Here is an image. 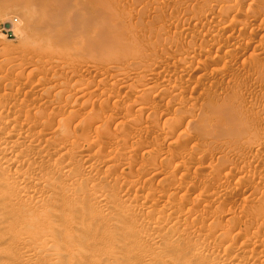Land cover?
<instances>
[{"label": "bare ground", "instance_id": "1", "mask_svg": "<svg viewBox=\"0 0 264 264\" xmlns=\"http://www.w3.org/2000/svg\"><path fill=\"white\" fill-rule=\"evenodd\" d=\"M16 1V0H15ZM18 1V0H17ZM28 1V0H27ZM104 1V0H103ZM103 1H101L102 2V4H103ZM134 1H136V0H134ZM133 0H131V4H135L136 5V3H137V1H136V3L134 2ZM140 1V0H139ZM142 1L143 0H141L140 2L142 3ZM146 1V0H145ZM152 1V0H151ZM154 1H156V0H153V2ZM164 1V0H163ZM166 1H168V0H166ZM180 1V0H179ZM178 1V2H179ZM190 2H191V0H189ZM189 1H183V2H186V3H189ZM196 3L198 2V7H199V1H204V0H199V1H196V0H194ZM208 1L209 0H206L205 2L206 3H204V4H208ZM211 1V0H210ZM215 1H217V2H220V0H215ZM214 1V2H215ZM222 1V0H221ZM228 0H226V2H227ZM233 1V0H232ZM235 1V0H234ZM241 1H243V0H241ZM244 1H246V0H244ZM247 1H254V0H247ZM256 1V0H255ZM31 2V4L29 5V7L30 6H33V12H31V16L32 17H28V19L30 20V23L32 22V23H36V25H37V27L35 28L37 31H35L36 33H34V38L32 39L31 38V40H33L31 43H29V44H33V46L34 47H28L27 49H26V52H25V55H22V57L21 58H19L18 56L17 57H15L14 55V58H13V62H11L10 60H5L4 59V61L3 60H0V62H2V63H7V64H9L10 63V65H11V68L13 69V72L15 71V72H17V74H0V264H264V247H262V245L261 244H263L264 245V243H259L258 242V240H257V238L256 237H254L255 235L253 234V236L252 237H247L248 235L247 234H250L249 232L251 231V229L249 228V227H251V228H253V226H248V229H250V230H248L249 232L246 234V233H244V235L246 236V238H245V236H240V234H242L243 233V231L239 234L238 232L236 233V230H237V227L236 228H234L235 227V225L236 226H238V225H241V223L240 224H238V221H239V219H237V217H236V220H237V223H236V221H235V219L234 220H232L231 221V219H230V221L231 222H233V221H235V223H232V225H234L233 227H226V225H231V223H225L226 225H224L226 228H223L221 225H223V224H219L218 225V228L216 227V228H214V226L212 225V226H209V225H207V226H205L206 224H205V220L203 221V216H202V214H204L205 213V211H208V210H206L207 208L209 209V205L211 204H218L219 205V202L221 201V199L223 200V198H225L226 196H228L229 194H231L232 192H230V191H228L226 188L229 186H227L226 188L224 187V185L226 184H223V182H222V184H223V187L220 185V186H218L216 189H214V190H212L211 188H210V190H209V187L211 186V182L209 181V180H211V179H208V178H210L211 176H213V174H215L216 173V171H218L217 169H219L220 170V168H222L223 166L224 167H226L225 165H222L223 163L222 162H226L225 160H224V158H222L223 160H222V162H220V163H222L220 166L219 165H217L216 166V163H218V162H216V160H214V162H216L215 163V166H216V171L215 170H213L214 169V167H212V168H207V169H204L205 171L207 170V175L205 176V179L202 181V183H201V189L199 190L198 188V190L199 191H197V189H195L194 187H193V184H195V183H192V182H190V183H188L186 186H184V184H183V180H179L178 179V177H176L178 174V172H183V171H186L188 168H189V161L187 162V161H184V160H187V159H185V156H187L188 157V155H184L185 153V150L183 149V151H182V153H184L183 155H184V157L181 155V154H179V155H181L183 158H182V160H183V162H182V160H181V164H179L178 165V167H176V169L173 171V172H170V173H167V172H165L167 175H165V176H161V178L159 179V181H158V184L160 185V190H158V189H155L154 187H151L150 186V189H144V188H146V187H142L141 185L139 186V184L141 183H137V182H131V180H130V183H128L127 181L126 182H124L123 181V179L117 174V171H118V169H119V162L120 161H118V158H119V160L121 159V160H125V161H127V160H130L131 158H132V154H133V152L130 154L129 152H130V150H128V152H125V151H127L126 149L128 148L129 149V146L127 147L126 146V148H125V146H123L125 143H128V142H125V139L123 140V142H125V143H123V145H120L119 144V148H116L117 146H115V148H114V150L113 149H111L110 147L107 149V150H109V149H111V150H113L112 152H105V153H103V154H101L100 153V151H103L104 150V148L103 149H101V147H103V144H101L102 146H100L98 143H101V142H98L96 139H98L99 140V137L101 136V137H103L104 135V137H106L107 138V136H109V135H111V133L109 132V131H111V129L110 128H107L108 127V125H110L111 123L113 124V122H115V121H117L118 119H119V117L117 118V120L116 119H109L108 118V120H109V122H107L108 120L106 119V123H108L107 125L105 124V122L103 123L102 121L100 122V120H99V117L101 116V114H100V112L103 110H101L100 109V107H99V109H100V111L98 112L97 111V113H99L98 115H96V116H94L95 114H91L90 112H87L88 114L90 113L91 115H88L87 113V115L85 116V115H82V116H85L86 118H87V120L88 121H86V122H83L84 124L86 123L87 124V126H89L88 127V129L87 130H85L84 129V131H82V132H84L83 133V135H82V137L81 138H77V126H79V125H77V119H78V117H77V110L76 109H74L73 108V106L74 105H72V103H71V105L69 104V100L70 99H74L77 95H81V96H79V97H82L83 95H85V92L88 90V89H83L82 88V83L79 85V87L81 86V88H75V89H73V86L71 87V86H67L68 85V83H67V85L65 84L66 82H65V80H64V78H62L64 81H63V83L60 81V80H62L61 78H59V76L60 75H57L58 73H57V71L56 70H65L66 69V66H67V63H65V62H62V61H60L59 59H52V60H44V59H42V56L44 55V54H48V53H50L52 50H53V48H52V46L51 45H43V43H44V40H45V38L48 36V33L49 32H52V31H54L55 33H57V34H59V36H61V37H68V38H70V39H72V40H77V32H76V29H77V16H79V15H77V7H79V5L77 6V0H33V3H32V0L30 1ZM29 2V3H30ZM107 2V1H106ZM105 2V3H106ZM133 2V3H132ZM140 2H139V4H140ZM144 2V1H143ZM149 2V1H148ZM152 2V3H153ZM169 2V1H168ZM181 2V1H180ZM180 2L178 3V4H180ZM212 2V4H213V1H211ZM211 2H209V3H211ZM231 3V0H229L228 1V3ZM236 2V1H235ZM258 2H260V4L261 3H264V0H262V1H260V0H258ZM16 3V2H15ZM151 3V2H150ZM151 3V4H152ZM157 3V2H156ZM160 3V2H159ZM158 3V7H159V5H161V3L159 4ZM163 3V2H162ZM177 3V2H176ZM182 3V2H181ZM192 3H193V0H192ZM238 2H236L235 3V6H233V8L231 9V8H229L230 6H231V4H230V6H227L228 8H226L225 6H223V7H225V8H223V9H225L224 11H223V9H222V12H223V16H229V15H232V14H234V13H236L235 11H237L238 12V10H234V7L237 9V7H236V4H237ZM255 3V2H254ZM253 2L251 3V4H249V6L251 7V9H248V8H250V7H248L247 9L248 10H250V11H248V14L247 15H249V16H247V17H245V19H244V23H242V24H239L240 22H236V24L234 23L235 22V20L232 18V20H234V21H232L233 23H234V25H226L225 23V25L223 24V21H221L220 22V19H218L219 20V22H220V25L222 26L220 29H219V31H221V32H228L229 31V29H231L232 27L233 28H240L241 30L242 29H244V27L247 25V24H249V22L250 23H252L253 21H255V20H258L257 19V17L258 16H256V12L255 11H257V10H259V5H257V4H254ZM23 4V3H22ZM79 4V3H78ZM97 4H98V2H97ZM144 4V3H143ZM145 4H146V2H145ZM201 4V6H203L204 4H202V3H200ZM215 4V3H214ZM217 4V3H216ZM219 4V3H218ZM218 4L216 5V7L218 6ZM224 4H225V0H224ZM234 4V3H233ZM239 4V3H238ZM3 5V4H2ZM21 5V4H20ZM99 5V4H98ZM100 5H101V3H100ZM104 5V4H103ZM102 5V6H103ZM105 5H107V3L105 4ZM134 5V6H135ZM141 5V4H140ZM148 5H150V4H148ZM154 5H156V4H154L153 3V6ZM183 5V4H182ZM188 5V4H187ZM189 5H190V3H189ZM188 5V6H189ZM222 5V4H221ZM220 5V6H221ZM244 6V4L242 3L241 5L239 4V6ZM262 5V4H261ZM260 5V6H261ZM26 6V5H25ZM97 6V5H96ZM177 6V5H176ZM196 6V7H197ZM205 7L207 6V5H204ZM209 6H210V4H209ZM242 6V7H243ZM248 6V5H247ZM263 6V5H262ZM27 7V6H26ZM86 7V6H85ZM104 7V6H103ZM108 7V6H107ZM129 7H131L130 5H129ZM139 7V6H138ZM142 7V6H141ZM147 7H149V6H147L146 5V8ZM150 7H152L151 5H150ZM149 7V8H150ZM180 7V6H179ZM184 7H185V4H184ZM204 7V8H205ZM211 7V6H210ZM212 7H215V6H213L212 5ZM211 7V8H212ZM22 8V7H21ZM31 8V7H30ZM100 8V7H99ZM135 8H136V6H135ZM144 8V7H143ZM146 8H144V9H146ZM154 8H155V6H154ZM177 8V7H176ZM185 8H187V7H185ZM193 8H194V6H193ZM204 8H200V9H204ZM207 8V10H208V6L206 7ZM222 7H220V9H221ZM245 8V7H244ZM243 8V10H242V12L244 13V14H246L247 13V11H246V13H245V9ZM258 8V9H257ZM24 9V8H23ZM27 10H28V8H26ZM82 9V8H81ZM105 9V8H104ZM108 9V11L110 12L111 10H109V8H107ZM107 9H106V11H107ZM111 9V8H110ZM138 9V8H137ZM142 9V8H141ZM144 9L141 11L142 13L144 12H146V10L148 9H146L145 11H144ZM153 9V8H152ZM156 9V11H154L155 12V14L157 13V16H160L161 14H160V11H159V13H158V10L157 9H159V8H155ZM175 9V8H174ZM192 9V8H191ZM199 9V8H198ZM198 9H196L197 11H198ZM213 9V8H212ZM212 9H211V11H212ZM216 9V8H215ZM214 9V10H215ZM239 9V8H238ZM83 10V9H82ZM84 10H85V8H84ZM122 10V9H121ZM126 10V12H124ZM123 12L127 15L128 13H127V10L128 9H125ZM129 10H131V9H129ZM129 10H128V12H129ZM149 10V9H148ZM175 10H177V9H175ZM186 10V9H185ZM184 10V11H185ZM196 10H194L195 12H193V13H196ZM204 10H206V9H204ZM206 10V11H207ZM262 10V9H261ZM24 11H26V10H24ZM30 10H28V11H26V12H29ZM98 11H102V10H98ZM105 11V12H106ZM113 11V10H112ZM111 11V12H112ZM117 11L119 12V10L117 9V10H115L114 12L115 13H117ZM151 11V10H150ZM150 11H148V13L150 12ZM187 11V10H186ZM188 11H190V7H189V10ZM191 11H193V10H191ZM203 11V10H202ZM205 11V12H206ZM208 11H210V8H209V10ZM217 11V10H216ZM215 11V12H216ZM240 11V10H239ZM263 11V10H262ZM261 11V13H263ZM25 12V13H26ZM105 12H103L102 11V13H105ZM108 12V13H109ZM110 12V13H111ZM114 12H112V13H114ZM120 12H122V11H120ZM131 12V11H130ZM152 12V11H151ZM154 12H152V13H154ZM172 12V11H171ZM198 12H200L201 14H202V12H201V10L200 11H198ZM197 12V13H198ZM215 12H212V15H213V13H215ZM241 11H240V13H242ZM258 12V11H257ZM17 13H19V12H17ZM111 13V14H112ZM132 13H133V11H132ZM143 13V14H144ZM187 13V12H186ZM196 13V14H197ZM199 13V15H201ZM204 13V12H203ZM218 13H219V11H218ZM218 13H215L214 15L215 16H217V14ZM260 13V12H259ZM258 13V14H259ZM260 13V14H261ZM28 14V13H27ZM33 14V15H32ZM123 14V13H122ZM131 13H129V15H127L128 17H131V19L133 20V18H132V15H130ZM134 14H136V13H134ZM139 15H142V14H140V13H138ZM158 14H160V15H158ZM164 14V13H163ZM162 14V15H163ZM170 14H172V13H170ZM176 14V13H175ZM189 14V13H188ZM220 13H219V15H221ZM244 14H239V16H241V15H243V16H246V15H244ZM115 16L114 17H116L117 16V14H114ZM119 15H120V13H119ZM138 15V16H139ZM150 15H153V14H150ZM177 15H178V13H177ZM176 15V16H177ZM180 15V14H179ZM178 15V16H179ZM187 15V14H186ZM190 16H192V13L191 14H189ZM195 15V14H194ZM203 16H204V14H202ZM201 15V16H202ZM209 16H211V13H209L208 14ZM207 15V16H208ZM213 15V16H214ZM218 15V16H219ZM221 15V16H222ZM264 15V14H263ZM262 15V16H263ZM15 16V15H14ZM22 16V15H21ZM104 16H106V15H104ZM111 16V15H110ZM112 16H113V14H112ZM111 16V17H112ZM143 16V15H142ZM144 16H146V14L144 15ZM173 16V15H172ZM183 16V15H182ZM185 16V15H184ZM188 16V15H187ZM189 16V17H190ZM197 16H198V14H197ZM208 16V17H209ZM214 16V17H215ZM234 16H236V15H234ZM261 16V17H262ZM81 17H82V15H81ZM83 17H85V16H83ZM106 17H108V16H106ZM118 17V16H117ZM120 17V16H119ZM123 17H124V14H123ZM126 17V16H125ZM125 17L122 19L121 17V19L124 21L125 20ZM151 17V16H150ZM149 17V18H150ZM154 17V16H153ZM162 17V16H161ZM163 17H165V16H163ZM162 17V18H163ZM170 17V16H169ZM168 17V18H169ZM175 17V16H174ZM186 17V16H185ZM196 17V16H195ZM110 18V17H109ZM148 18V19H149ZM152 18V17H151ZM172 18V17H171ZM170 18V19H171ZM188 18V17H187ZM194 18V17H193ZM193 18H191L190 17V19H192V22L193 23H195L194 22V19ZM197 18V17H196ZM198 18H199V16H198ZM200 18H202V19H206L207 17H205V18H203V17H200ZM220 18V17H219ZM223 18V17H222ZM229 18V17H228ZM244 18V17H243ZM25 19V18H24ZM108 19V18H107ZM112 19H113V17H112ZM118 20H119V18H117ZM152 19H154L155 20V18H152ZM158 19H159V17L158 18H156V21H158ZM176 19V21H177V18H175ZM217 19V18H216ZM230 19V18H229ZM242 19V18H241ZM264 19V18H263ZM86 20H88V21H86ZM85 20V23L87 22L89 25H90V21H89V19H86ZM113 20H116L115 18L113 19ZM113 20H111V21H113ZM118 20H116L115 21V23H113V25L115 24H117V23H119L118 22ZM126 20H127V17H126ZM129 20V19H128ZM131 20V21H132ZM136 20V19H135ZM161 20V19H160ZM159 20V21H160ZM164 20V19H163ZM207 20V19H206ZM205 20V21H206ZM214 20V19H213ZM223 20V19H222ZM238 20V19H237ZM260 20V19H259ZM94 21V20H93ZM119 21H121V20H119ZM134 21V20H133ZM140 21V19L138 18V22ZM146 21H148V20H146ZM167 21V20H166ZM174 21V20H173ZM175 21V22H176ZM189 21V20H188ZM187 21V22H188ZM196 21V20H195ZM198 21H199V19H198ZM202 21H204V20H202ZM224 21H228V20H224ZM241 21V20H240ZM262 21V20H261ZM90 22V23H89ZM114 22V21H113ZM117 22V23H116ZM122 22V21H121ZM121 22H120V24H121ZM125 22V21H124ZM136 22H137V20H136ZM153 23V27H154V25L157 23L158 24V22H156L155 23V21H152ZM164 22V21H163ZM168 22V21H167ZM190 22V21H189ZM201 22V21H200ZM218 22V23H219ZM255 22H258V21H255ZM254 22V23H255ZM86 23V24H87ZM109 23H111V22H109ZM126 23H128V24H130V23H132V22H126ZM125 23V24H126ZM135 23V22H134ZM142 22L140 21V23L138 24L139 26L138 27H140V24H141ZM145 23V22H144ZM155 23V24H154ZM172 23V22H171ZM177 23V22H176ZM178 23H180V22H178ZM192 23V24H193ZM198 24H199V22H197ZM209 23V22H208ZM227 23V22H226ZM233 23H230V24H233ZM263 23V22H262ZM125 24H123V26L125 25ZM136 24V23H135ZM161 24V23H160ZM164 24V23H163ZM185 24H187V23H185ZM189 24V23H188ZM261 24V23H260ZM96 25H98V23H96ZM99 25H100V23H99ZM98 25V26H99ZM108 24H106V25H104V26H106V28H107V30H109V29H111V28H109L108 29V26H107ZM113 25H111V26H113ZM137 25V24H136ZM135 25V26H136ZM141 25H143V24H141ZM145 25V24H144ZM147 25V24H146ZM150 26H151V22H150V24H149ZM173 25V24H172ZM171 25V26H172ZM180 25V24H179ZM190 25H191V23H190ZM190 25H188V26H190ZM196 25V24H195ZM200 26H201V23L199 24ZM203 25V24H202ZM97 26V27H98ZM103 26V25H102ZM101 26V27H102ZM109 26H110V24H109ZM120 25H116L115 27H117V28H115L114 26V31L116 32V30H118ZM121 26H122V24H121ZM120 26V27H121ZM134 26V25H133ZM160 26V25H159ZM161 26H163V25H161ZM170 25H168V27H169ZM186 26V25H185ZM193 26V25H192ZM96 27V28H97ZM124 27H127V28H131V27H129V25L128 26H124ZM123 27V28H124ZM137 27V26H136ZM135 27V28H136ZM142 27V26H141ZM144 28H146V27H149L148 25L145 27V26H143ZM165 27V26H164ZM163 27V28H164ZM177 27V26H176ZM184 27V26H183ZM182 27V28H183ZM193 27H195V26H193ZM6 28V27H5ZM9 28V26L6 28V29H8ZM14 28V27H13ZM38 28V29H37ZM85 28V27H84ZM190 28V27H189ZM192 28V27H191ZM198 28V27H197ZM235 28V29H236ZM256 28V27H255ZM97 29H100V26L97 28ZM103 30H104V27L102 28ZM102 29H100V32L101 31H103ZM113 29V28H112ZM126 29V28H125ZM133 31L135 30V29H133V28H131ZM136 29H138V28H136ZM149 29H151V28H149ZM155 29V28H154ZM153 29V30H154ZM157 29V28H156ZM155 29V30H156ZM160 29H162V28H160ZM159 29V30H160ZM181 29V28H180ZM209 29V28H208ZM239 29V30H240ZM121 32H120V31ZM118 31L119 32H117V33H115V34H118V33H121V34H119L118 36H119V39H120V37H122L121 35H122V33H125V31L127 32V30H123L122 28L121 29H119ZM122 30L124 31V32H122ZM131 30V31H132ZM145 30V29H144ZM147 30V29H146ZM145 30V31H146ZM154 30V31H155ZM164 30H165V28H164ZM167 30L168 29H166L165 31L166 32H164L163 30H160V31H163L162 32V34H166L167 33ZM171 30V29H170ZM173 30H174V28H173ZM178 30H179V28H178ZM182 30V29H181ZM194 30H195V28H194ZM206 30V29H205ZM233 30V29H232ZM237 30V29H236ZM240 30V31H241ZM24 31V30H23ZM79 31H81V30H79ZM104 31H106V30H104ZM130 31V30H129ZM132 31V32H133ZM158 31V30H157ZM183 31V30H182ZM181 31V32H182ZM208 31V30H207ZM235 31V30H234ZM243 32H244V30H242ZM112 32H113V30H112ZM169 32V31H168ZM171 32V31H170ZM169 32V33H170ZM184 32H185V30H184ZM189 32H190V30H189ZM192 32H194V31H192ZM196 32V31H195ZM202 32V30L200 31V33ZM209 32V31H208ZM207 32V33H208ZM220 32V33H221ZM230 32V31H229ZM232 32V31H231ZM237 32V31H236ZM236 32L234 33V35L236 34ZM253 32V31H252ZM31 33H32V31H31ZM103 33V32H102ZM134 33H135V31H134ZM133 33V34H134ZM148 33L150 34V33H152L151 32V30H150V32L148 31ZM148 33H147V36H148ZM158 33H160V32H158ZM157 33V35L159 36L160 34H158ZM173 33V32H172ZM175 33H176V31H175ZM175 33H173V34H175ZM197 33H198V30H197ZM202 33H204V31L202 32ZM206 33V32H205ZM206 33V34H207ZM214 33V32H213ZM213 33H212V35H213ZM216 33V32H215ZM250 33H251V31H250ZM26 34V33H25ZM105 34V33H104ZM104 34L102 35V37L104 36ZM115 34H113V35H115ZM130 33L128 32L127 34H124L123 35V37H122V39H120V40H122L123 41V38H124V40H125V42H129V39L130 38H128V40L126 41V39L127 38H125L126 36L125 35H128L127 37H131L132 39L131 40H133V37H134V39H135V41H136V37L134 36V35H132L131 36V34L129 35ZM145 34V33H144ZM171 34V33H170ZM177 34H179V33H176V35L175 36H177ZM182 34V33H181ZM186 34H188V33H186ZM192 34V33H191ZM208 34H210V33H208ZM218 34V33H217ZM240 34L241 33H239L238 35H239V38H238V36L237 37H234L232 34H231V36H233L234 37V41L235 42H241L240 40H242V42H243V40H244V38L245 37H243L244 36V33H243V35L242 36H240ZM251 34H253V33H251ZM28 35V34H27ZM32 35V34H31ZM30 35V36H31ZM83 35V34H82ZM106 35L109 37V35H108V33L106 32V34H105V36L103 37V39L104 38H106ZM136 35V34H135ZM143 35V34H142ZM142 35H140L139 34V36H142ZM151 35V39H152V42H153V33L152 34H150ZM156 35V34H155ZM154 35V36H155ZM167 35H169V34H167ZM183 35V34H182ZM181 35V38L183 39V36ZM203 35H205V34H203ZM224 35H225V33H224ZM224 35H223V37H224ZM144 37H146L145 35H143ZM142 36V37H143ZM157 36V37H158ZM165 36V35H164ZM171 36H172V34H171ZM171 36H170V38H171ZM174 36V35H173ZM172 36V37H173ZM179 36V35H178ZM186 36V35H185ZM194 36V35H193ZM193 36H190L189 38L190 39H192L193 38ZM205 36H207V35H205ZM209 36V35H208ZM207 36V37H208ZM210 36H211V34H210ZM219 36H221V35H219L218 34V36L217 37H215L216 39L215 40H217V38L219 37ZM230 35L228 36V39L230 40V37H231ZM80 37V36H79ZM101 37V38H102ZM144 37H143V40L145 41L146 39H144ZM161 37H163V35L161 36ZM160 37V40H158L159 38H157V40L158 41H161L162 42V38ZM169 37V36H168ZM167 37V38H168ZM180 37V36H179ZM178 37V38H179ZM192 37V38H191ZM199 37H200V34H199ZM202 37V36H201ZM213 37V36H212ZM212 37H211V42H212ZM222 37V38H223ZM243 39H242V38ZM29 38V37H28ZM94 38V37H93ZM100 38V39H101ZM110 38H112V37H110ZM114 38V37H113ZM140 38V37H139ZM139 38H138V41H141V40H139ZM149 38V37H148ZM150 38L148 39L149 40V42H151L150 41ZM177 38V41L178 40H180V39H178ZM221 38V39H222ZM227 38V37H226ZM264 38V37H263ZM84 39V38H83ZM100 39H99V41H100ZM103 39H101L102 41H103ZM107 39V38H106ZM106 39H104V40H106ZM109 39V38H108ZM107 39V40H108ZM118 39V40H119ZM140 39H142V38H140ZM164 39V38H163ZM173 39V38H172ZM185 39V38H184ZM195 39H197V38H195L194 37V39H192V41H194ZM202 39H203V37H202ZM205 39V38H204ZM207 39V38H206ZM233 39V38H232ZM112 40V39H111ZM111 40L109 39L108 40V43H109V41L111 42ZM116 41H118L117 39H115ZM167 40V39H166ZM199 40V39H198ZM219 40V39H218ZM225 40H227V39H225ZM228 40V41H229ZM98 41V42H99ZM115 41V42H116ZM122 41H120V43L122 42ZM147 41V40H146ZM145 41V42H146ZM157 41V42H158ZM171 42H172V47H173V44H175L174 42H173V40H170ZM169 41V42H170ZM187 41V40H186ZM191 41V40H190ZM197 41V40H196ZM231 41V43H232V41L233 40H230ZM96 44H98L97 43V41H94ZM104 42H106L107 43V41H104ZM103 42V45L104 44H106V43H104ZM127 42V43H128ZM131 42V41H130ZM134 42V40L132 41V43ZM142 42V41H141ZM141 42H139V43H141ZM145 42H143V44L142 45H145L144 43ZM155 42L156 44L155 45H159V43H161V42ZM168 42V40L164 43V44H166ZM179 42V41H178ZM180 42H182V41H180ZM184 42V41H183ZM198 42V41H197ZM204 42H205V40H204ZM202 43L203 44V46L205 47L206 45H204L205 43ZM209 42V41H208ZM210 42V43H211ZM213 42H214V40H213ZM226 42V41H225ZM80 43V42H79ZM123 43V42H122ZM121 43V44H122ZM127 43H125V45H124V43H123V45L124 46H126V48H128L129 46H128V44ZM136 44H137V41L135 42ZM134 43V44H135ZM148 43V42H147ZM194 43H196V42H194ZM226 43H228V42H226ZM86 42L84 43V47L82 48L83 50H79V51H85L84 49H86L87 50V52H88V49L90 48V51H92V49L91 48H96V49H98L99 48V50L101 49L102 51H103V54L105 53L106 54V52H109V53H111L110 52V48L108 49V47H114V44H116V43H109V44H107V45H109L108 47L106 46V47H104L102 44V46H103V49L102 48H100V47H98L99 45H97L96 47L95 46H92V47H90L89 45L90 44H94L93 43V40H92V43H88V45L86 44ZM95 44V45H96ZM112 44V45H111ZM131 44V43H130ZM134 44L133 45H130V46H132V47H134ZM154 44V43H153ZM164 44H163V46H164ZM168 44V43H167ZM181 44H183V43H180V45ZM188 44H189V41H188ZM191 44V46L193 45L192 43H190ZM214 44V43H213ZM3 45V44H2ZM111 45V46H110ZM138 45V44H137ZM136 45V46H137ZM141 44H140V46H142ZM151 44H149V45H147V46H149L148 48H152V46H154V52H155V47H157V46H155V45H152V46H150ZM184 45V44H183ZM234 46H235V44H233ZM239 45V44H238ZM237 45V46H238ZM242 45V44H241ZM82 46V45H81ZM87 46V47H86ZM88 46H89V48H88ZM122 46V45H121ZM120 45H119V47H121ZM128 46V47H127ZM177 46H179V45H177ZM186 46V45H185ZM185 46H183V47H185ZM198 46V45H197ZM200 47H201V44L199 45ZM240 46V45H239ZM5 47V46H4ZM16 47H18V46H16ZM118 47V48H119ZM131 47V48H132ZM139 46H137V48H138ZM146 47V46H145ZM144 47V48H145ZM165 47V46H164ZM170 47V46H169ZM175 47H176V45H175ZM180 47V46H179ZM188 48H191L189 45L187 46ZM187 47H186V49H187ZM196 46L194 45V47H192V49L193 48H195ZM203 47V48H204ZM210 47V46H209ZM208 47V48H209ZM212 47V46H211ZM231 47V46H230ZM230 47H228V48H230ZM236 47V46H235ZM234 47V48H235ZM20 48V47H19ZM24 48V47H23ZM26 48V47H25ZM116 48H117V46H116ZM122 48H124L123 50L121 49H119L120 51H126V49H125V47H122ZM141 48V47H140ZM142 48H143V46H142ZM141 48V49H142ZM147 48V47H146ZM148 48H147V50H148ZM158 48H160V47H158ZM163 48V47H162ZM171 48V47H170ZM169 48V49H170ZM199 48V47H198ZM200 48L199 50H197V48H195L197 51H193V55H187L186 53V55L189 57L188 59H186V60H180L179 59V63L177 62V60H176V62L178 63L177 65H176V67H173V69L172 68H169L168 66H171V64L170 65H168L167 67L171 70L172 69V71L174 72V71H178V72H180L181 73V76H183V73H184V71H185V68H186V66H187V64H189V63H191V62H194V61H196L197 62V60L199 59V58H201L202 56H204L208 51L206 50V48ZM226 48V47H225ZM224 48V49H225ZM232 48V47H231ZM238 48H241V47H238ZM0 49H3V48H0ZM6 49V48H5ZM10 49V48H9ZM20 49H22V48H20ZM168 49V50H169ZM173 49V48H172ZM175 49V48H174ZM177 49V48H176ZM179 49V48H178ZM182 48L180 47V50H181ZM185 49V48H184ZM227 49V48H226ZM236 50H238L237 48H235ZM256 48H254V50H255ZM12 50H14V49H12ZM12 50H10V51H12ZM106 50H108V51H105ZM129 50H130V47H129ZM126 51V53L127 52H130V51H132V50H130V51ZM137 50H139V51H141L140 49H137ZM146 50V51H147ZM152 50V49H151ZM157 50V49H156ZM161 50V49H160ZM160 50H158V51H160ZM171 50V49H170ZM169 50V51H170ZM191 50V49H190ZM209 50V49H208ZM212 50V49H211ZM210 50V51H211ZM223 50V49H222ZM234 50V49H233ZM240 50V49H239ZM238 50V51H239ZM242 50H243V48H242ZM257 50V49H256ZM259 50V49H258ZM2 51L3 50H1L0 52L2 53ZM5 51V50H4ZM4 51H3V53H4ZM15 51V50H14ZM18 51H20V50H18ZM23 51H25V50H23ZM112 51V50H111ZM143 51V50H142ZM145 50H144V52H146ZM152 51V52H153ZM164 51V48H163V50H162V52L161 53H165V51ZM171 51H173V50H171ZM184 51H186V50H184ZM210 51L208 52V53H210ZM213 51H214V47H213ZM253 51V50H252ZM259 51H262V50H259ZM81 52V53H82ZM134 52H135V50H134ZM147 52H150V51H147ZM144 53V54H148V53ZM167 52V51H166ZM177 51H175V53H176ZM183 52V51H182ZM190 52V51H189ZM188 52V53H189ZM242 52V51H241ZM254 52H256V51H254ZM7 53H8V51H7ZM21 53V52H20ZM20 53H18V54H20ZM63 53V52H62ZM109 53H107V54H109ZM118 53V52H117ZM124 52H122V54H123ZM125 53V55H129L130 56V58H132L133 56L132 55H134L135 53H133V54H126ZM143 53V52H142ZM151 53V52H150ZM157 53V52H156ZM156 53H154L155 55H156ZM172 53V52H171ZM207 53V54H208ZM237 53H240V52H237ZM22 54V53H21ZM24 54V53H23ZM64 55L66 54V52L65 53H63ZM106 54V55H107ZM112 54V53H111ZM119 55V54H116L115 53V51L113 50V55ZM121 54V53H120ZM136 54H137V51H136ZM152 54V53H151ZM172 54H174V53H172ZM178 55H177V57L179 56V54H180V51L177 53ZM184 54V53H183ZM184 54V55H185ZM215 54H217V53H215ZM219 54V53H218ZM231 54H233V53H231V50H227V51H221V53L219 54L220 55V57H218V59L219 60H223V62L224 61H228L229 59H230V57L232 56ZM259 54H261L260 52H259ZM263 54V53H262ZM261 54V55H262ZM2 55V54H1ZM11 55V54H10ZM113 55H111V57L113 56ZM114 55V56H115ZM139 55V54H138ZM138 55L136 56L135 55V57H137L138 58ZM149 55V54H148ZM165 55H166V53H165ZM168 55V54H167ZM176 55V54H175ZM185 55V56H186ZM234 55V54H233ZM9 56V55H8ZM24 56V57H23ZM109 56V58H110V54L109 55H107L106 57H108ZM163 56V55H162ZM182 55H180V57H181ZM207 56V55H206ZM212 56H214V59H216L215 58V55H212ZM241 56V55H240ZM10 57V56H9ZM141 57H144L143 56V54H142V56ZM140 57V58H141ZM168 57V56H167ZM173 57V56H172ZM182 57H184V56H182ZM181 57V58H182ZM235 56H233V57H231V58H234ZM254 57V56H253ZM3 58V57H2ZM147 58H148V56H147ZM151 58V57H150ZM147 59V60H151L152 61V59ZM170 58H171V56H170ZM185 58V57H184ZM209 58V57H208ZM212 58V57H211ZM236 58V57H235ZM248 58V57H247ZM10 59H12V58H10ZM135 59V60H134ZM132 58L131 60H134V61H136V63L137 62H139V58L138 59H136V58ZM146 59V57L143 59V61H142V58L140 59L142 62H145L144 60ZM168 59H169V57H168ZM202 59V58H201ZM207 58H205V60H206ZM236 59H240V58H236ZM138 60V61H137ZM146 60V61H147ZM172 60V59H171ZM205 60H204V62H205ZM207 60H209V63L211 62V61H213V59H207ZM206 60V61H207ZM232 60V59H231ZM244 60V59H243ZM242 60V61H243ZM250 60V63H251V61L253 62V60L252 59H249ZM256 60V59H255ZM10 61V62H9ZM154 61H155V59H154ZM202 61V60H201ZM215 61V60H214ZM227 61H226V63L224 62V64H227ZM230 61V60H229ZM234 61V60H233ZM148 62V61H147ZM222 62V63H223ZM244 62V61H243ZM259 62V61H258ZM258 62H256L257 63V65H260V64H258ZM135 63V62H134ZM135 63V64H136ZM149 63V62H148ZM214 63H216V62H214ZM261 63V62H260ZM6 64V65H7ZM130 64H132V63H130ZM129 64V65H130ZM145 64H147V63H145ZM145 64H142V65H145ZM151 64V63H150ZM167 64V63H166ZM173 64H176L175 62L173 63ZM198 64H200V63H198ZM205 64V63H204ZM234 64V63H233ZM236 64V63H235ZM234 64V65H235ZM241 64V63H240ZM240 64H239V66H240ZM245 64H249V63H247V62H245ZM245 64H243L244 65V68H246V65ZM252 64V63H251ZM250 64V65H251ZM263 64V63H262ZM5 65V64H4ZM10 65H7V66H9L10 67ZM128 65V64H127ZM126 65V66H127ZM148 65V64H147ZM205 65H207V64H205ZM215 65V64H214ZM229 65V64H228ZM232 65V64H231ZM238 65V64H237ZM255 65V64H254ZM85 66V65H84ZM106 67H109V65L107 66V65H105ZM111 66V65H110ZM112 66H116V65H112ZM124 66V65H123ZM134 66H141V65H134ZM146 66V65H145ZM153 66V64L150 66V67H152ZM174 66V65H173ZM190 66V65H189ZM188 66V67H189ZM200 66H203V67H205L202 63H201V65ZM209 66H211V65H209ZM218 66V65H217ZM216 66V67H217ZM223 66H226V65H223ZM222 66V70H223V68H225V67H223ZM233 66V65H232ZM232 66H231V68H232ZM249 65H247V67H248ZM260 66H262V65H260ZM260 66H257V67H260ZM3 67V66H2ZM6 67V66H5ZM86 67H88V68H90L88 65L86 66ZM117 67V66H116ZM137 67L135 68V67H133V65H132V67H131V65H130V67H128L129 69L131 68V70L134 68L135 70L137 69ZM142 67V66H141ZM144 67V66H143ZM148 67V66H147ZM150 67L148 68V69H150ZM162 67V66H161ZM172 67V66H171ZM215 67V68H216ZM230 67V66H229ZM236 67H238V66H236ZM235 67V68H236ZM254 67V66H253ZM262 67H264V65L262 66ZM261 67V68H262ZM88 68H87V70H88ZM103 68H104V66H103ZM102 68V69H103ZM110 68V67H109ZM121 68V67H120ZM120 68H118V69H120ZM124 68V67H123ZM145 68V67H144ZM154 69H155V67H153ZM207 68H208V66H207ZM211 68V67H210ZM226 68H228V67H226ZM242 68H243V66H242ZM254 68H256V67H254ZM253 68V69H254ZM54 70L53 72H54V74H49V75H51L50 77L49 76H47V77H49L50 79L48 80H46V79H44V77L43 78H40V76H43L46 72H47V70ZM86 68H84V70H85ZM91 69V68H90ZM94 69V68H93ZM97 69V68H96ZM100 69V68H99ZM101 69V70H102ZM105 69V68H104ZM112 69V68H111ZM114 69V68H113ZM117 69V68H116ZM133 69V70H134ZM139 69V68H138ZM137 69V70H138ZM228 69H230V68H228ZM228 69H226V70H228ZM237 69V68H236ZM235 69V70H236ZM240 69V68H239ZM258 69V68H257ZM28 71L30 74H21V73H23L24 71ZM44 70H46V72L43 74L42 72L44 71ZM86 70V71H87ZM106 70H109V69H106ZM123 70V69H122ZM121 69H120V71H122ZM126 70V69H125ZM128 70V69H127ZM131 70H130V72H131ZM133 70H132V75H133ZM142 70V69H141ZM145 70H147V69H145ZM153 70V69H152ZM219 70V69H218ZM217 70V71H218ZM221 70V71H222ZM225 70V69H224ZM241 70H243V69H241ZM255 70V69H254ZM254 70H252L251 72H253ZM258 70H261V69H258ZM264 70V69H263ZM263 70H262V72H263ZM93 71V70H92ZM112 70H110V72H111ZM119 71V72H120ZM143 71V70H142ZM148 71V70H147ZM160 71V70H159ZM171 71V72H172ZM214 71V70H213ZM216 71V72H217ZM220 71V70H219ZM230 71H231V69H230ZM230 71H227L228 73L230 72ZM246 71V70H245ZM248 71V70H247ZM256 71V70H255ZM12 71H10V73H11ZM14 72V73H15ZM27 72V73H28ZM50 72V71H49ZM97 72H98V69H97ZM110 72H108L109 74H110ZM112 72H114V71H112ZM118 72V73H119ZM123 72V71H122ZM121 72V73H122ZM125 72V71H124ZM128 72H129V70H128ZM130 72L128 73V74H130ZM139 72V71H138ZM141 72V71H140ZM152 72H154V70L152 71ZM165 72H167V71H165ZM211 72H212V70H211ZM223 72V71H222ZM238 72V71H237ZM259 72V71H258ZM262 72H260L259 74H261ZM5 73V72H4ZM31 73H33V74H31ZM42 73V74H41ZM90 73V72H89ZM95 73V72H94ZM99 73V72H98ZM103 73H105L104 71H103ZM126 74H127V72H125ZM124 73V74H125ZM143 74H144V72H142ZM141 73V74H142ZM147 73V72H146ZM155 73V72H154ZM160 73V72H159ZM209 73H210V71H209ZM214 73V72H213ZM218 74H221V73H219V72H217ZM216 73V74H217ZM231 73V72H230ZM233 73V72H232ZM241 73V72H240ZM254 73V72H253ZM264 73V72H263ZM92 74H93V72H92ZM92 74H90V76H92ZM114 74L115 75H112V76H114V78H115V80H114V78L112 79L111 77H110V80H114L113 82L115 83V84H118V85H114V87H112L113 88V91H115L114 90V88L116 89V86L118 87V86H120V87H123V85L125 84V83H127L126 82V80H127V77L122 73V74H117L116 75V73L114 72ZM127 74V75H128ZM139 75H140V73H138ZM152 74L153 73H151L150 74V72H148V74H146V76H144V77H141L142 78V80L143 79H145V81L147 82V80H151V79H149L151 76H152ZM158 74V73H157ZM211 74V73H210ZM215 74V75H216ZM258 74V75H259ZM80 75H82V74H80ZM79 75V76H80ZM84 75H87L85 72H84ZM154 75V74H153ZM156 75V74H155ZM208 75V74H207ZM207 75L205 76V81H207L208 83H209V81L208 80H206V77H207ZM212 75V74H211ZM214 75V76H215ZM234 75V74H233ZM252 76H253V78H254V75L253 74H251ZM250 75V76H251ZM76 76V78H78V75H75ZM88 76V75H87ZM89 76V77H90ZM100 76L102 77V75L100 74ZM103 76H105V75H103ZM110 76V75H109ZM158 76V75H157ZM162 76V75H161ZM180 76V77H181ZM217 76V75H216ZM225 76V75H224ZM229 76V75H228ZM228 76H226V77H228ZM232 76V75H231ZM256 76V75H255ZM259 76H261V75H259ZM82 77V76H81ZM98 77V76H97ZM96 77V73H95V79L97 78ZM100 77V78H101ZM137 77H139V76H137ZM139 77V78H140ZM153 77H155V76H153ZM152 77V78H153ZM210 77V76H209ZM208 77V78H209ZM213 77V76H212ZM218 77H221V75H218ZM218 77H216V79L218 78ZM223 77V76H222ZM226 77H224V78H226ZM245 77V76H244ZM262 77V80H264L263 79V76H261ZM30 78H32L33 79V81H31V83H30V85L29 86H27V84L29 83V79ZM71 78H73V74H72V77ZM70 78V80H72ZM80 78V77H79ZM82 78H84L85 79V77L83 76ZM87 78V77H86ZM136 78V77H135ZM137 79V80H139V81H141L140 79ZM156 78V77H155ZM164 78V77H163ZM178 78V77H177ZM259 77L257 76V81L259 80L258 79ZM89 79V78H88ZM92 79H93V82L92 83H94V78H93V76H92ZM162 79V78H161ZM166 79V78H165ZM181 79H182V77H181ZM204 79H203V81H204ZM210 79H211V77H210ZM219 79V78H218ZM245 79H246V77H245ZM86 80V79H85ZM85 80L83 81V82H85ZM91 80V79H90ZM89 80V81H90ZM108 80V79H107ZM106 79H105V81L104 80H102V81H100L99 82V79H98V82H99V84L101 85V83L102 82H106L107 81ZM133 81H134V78L132 79ZM157 80H158V78H157ZM160 80V79H159ZM168 80V79H167ZM167 80H161L162 82H160L159 83V87L158 88H161L162 90H160V91H165V89H167V88H169L170 86V82H172V81H167ZM173 80H174V78H173ZM224 81H225V79H223ZM222 80V81H223ZM244 80V79H243ZM242 80V81H243ZM253 80V79H252ZM256 80V79H255ZM138 81V82H139ZM177 81V80H176ZM178 81H180V80H178ZM212 81H213V79H212ZM217 81V80H216ZM220 81V80H219ZM221 81V82H222ZM230 81L232 82V80H230V78H229V85H231V83H230ZM241 81V82H242ZM245 81V80H244ZM254 81V80H253ZM65 82V83H64ZM80 82H82V81H80ZM88 82V81H87ZM142 82V81H141ZM146 82H144V83H146ZM174 82V81H173ZM227 82H228V80H227ZM234 82V81H233ZM233 82H232V84H233ZM239 82V81H238ZM241 82H240V84H241ZM256 81H254V83H255ZM260 82H261V80H260ZM91 83V81L89 82V87L90 88H92L91 86H93V85H90V84H92ZM97 83V82H96ZM107 83H109L108 81H107ZM155 83V82H154ZM176 83V82H175ZM215 83V82H214ZM237 83V82H236ZM244 83V82H243ZM246 83V82H245ZM75 84V83H74ZM74 84H72V85H74ZM99 84H96L97 86H99ZM106 84V83H105ZM110 84V83H109ZM156 84V83H155ZM158 84V83H157ZM228 84V83H227ZM238 84V83H237ZM247 84V83H246ZM245 84V85H246ZM70 85V84H69ZM78 85V84H77ZM84 85H85V83H84ZM83 85V86H84ZM145 85H147V84H145ZM144 85V86H145ZM151 85V84H150ZM213 85V84H212ZM211 85V86H212ZM239 85V84H238ZM237 85V86H238ZM241 85H243V84H241ZM244 85V86H245ZM252 85H255V84H252ZM263 85V83H261L260 84V86H262ZM25 86H27V87H25ZM86 86V85H85ZM84 86V87H85ZM94 86H95V84H94ZM102 86H103V83H102ZM110 86H112L111 84H110ZM127 86H130L129 84L127 85ZM127 86H125V87H127ZM153 86H154V84H153ZM179 86V85H178ZM177 86V87H178ZM210 86V85H209ZM235 86V85H234ZM234 86H232V87H234ZM236 86V87H237ZM249 86H251V85H249ZM257 87L259 86V85H256ZM88 87V88H89ZM106 87V85L104 86V88ZM132 87V86H131ZM134 87V86H133ZM146 87V86H145ZM150 87V86H149ZM152 87V86H151ZM155 87H156V85L154 86V88H152V90H154L155 89ZM177 87H176V85H175V87H173V86H171L170 88H171V92H172V94H173V92L175 93L176 91H173V90H177ZM239 87L240 86H238V88H237V90L239 89ZM246 88H248L247 86H245ZM253 87V86H252ZM255 87V86H254ZM86 88V87H85ZM98 88V87H97ZM102 88V87H101ZM108 88V87H107ZM106 88V89H107ZM147 89H148V87H146ZM180 87H178V89H179ZM197 88V87H196ZM194 89V90H197V89ZM209 88V87H208ZM242 88H244L243 86H242ZM246 88L244 89L245 91H246ZM251 88V87H250ZM256 88V87H255ZM262 88H264V86H262ZM93 89V88H92ZM91 89V90H92ZM100 89V88H99ZM98 89V90H99ZM119 89V88H118ZM146 89V91H148ZM210 89V88H209ZM231 89V88H230ZM241 89V88H240ZM90 90V89H89ZM87 91V92H90V91ZM95 90H96V87H95ZM105 90V89H104ZM103 90V91H104ZM108 90V89H107ZM183 90V89H182ZM182 90H181V92H182ZM192 90V89H191ZM190 90V91H191ZM218 90V89H217ZM227 90V89H226ZM235 90V89H234ZM256 90V89H255ZM259 90V89H258ZM260 90H261V88H260ZM259 90V91H260ZM110 91H112L111 89H110ZM112 91V92H113ZM155 92H156V90H154ZM154 91H150V93L151 92H154ZM193 91V90H192ZM192 91H191V94H192ZM199 91V90H198ZM203 91H204V89H203ZM202 91V92H203ZM223 91V90H222ZM233 91V90H232ZM236 91V90H235ZM93 92L94 93H96L94 90H93ZM93 92H90V94H93ZM98 92H100V91H98ZM109 92V91H108ZM143 91H141L140 89H138V88H129L128 89V91H127V93H129V94H131L132 95V97L133 96H135V99L137 100V101H132V102H134V104H136L133 108L135 109V111H136V117L139 115L140 116V114H143L142 112V108H140L139 106H138V104L139 103H141L140 105H144V104H142V102H141V100H143L145 97H144V95H145V93H142ZM149 92V91H148ZM178 92V91H177ZM189 92V91H188ZM207 92V91H206ZM206 92H204V93H206ZM209 92V91H208ZM224 92H225V89H224ZM223 92V93H224ZM237 92H239V90L237 91ZM247 92V91H246ZM245 92V93H246ZM149 93V94H150ZM193 93H195V92H193ZM200 92H198V94H199ZM219 93V92H218ZM217 93V94H218ZM222 93V92H221ZM220 93V94H221ZM229 93V92H228ZM240 93H242V92H240ZM87 94V96H89L88 94L89 93H86ZM103 96H104V94L107 96V93H104V92H102L101 93ZM101 94H100V96H101ZM154 94V93H153ZM156 94V93H155ZM162 93L160 92V95H161ZM171 94V95H172ZM190 93H189V96L191 95ZM201 94V93H200ZM199 94V95H200ZM207 94H209V93H207ZM205 95V94H204ZM215 95H216V93H215ZM222 95V94H221ZM245 95V94H244ZM261 95V94H260ZM93 96V95H92ZM95 96H97V94L95 95ZM94 96V97H95ZM103 96H102V98H103ZM147 96H148V98H149V101H150V97H149V95L147 94ZM154 96V95H153ZM156 96V95H155ZM158 96V95H157ZM174 95H172L171 96V98L173 97ZM180 96V95H179ZM179 96H177V94H176V96H174V98L175 97H179ZM188 96V95H187ZM189 96H188V100H189ZM201 96V95H200ZM205 96H207L208 97V95H205ZM218 96V95H217ZM227 96V95H226ZM105 97V96H104ZM110 97V96H109ZM170 97V96H169ZM199 97V96H198ZM198 97H196L197 98V100L199 101V98ZM201 97H203L204 98V96L202 95ZM220 97V96H219ZM223 97H225L224 95H223ZM257 97H259V96H256V99L257 100H259ZM97 98V97H96ZM134 98V97H133ZM143 98V99H142ZM155 97H153L151 100H153ZM170 98V99H171ZM196 98L194 99L193 98V100H196ZM218 98V97H217ZM216 98V99H217ZM221 98V97H220ZM226 98H228L229 99V95H228V97H226ZM226 98H224V99H226ZM231 98V97H230ZM251 99L253 98V97H250ZM250 98L248 99V100H250ZM259 98H261V97H259ZM77 99V98H76ZM116 99V98H115ZM164 99V98H163ZM179 99V98H178ZM181 99V98H180ZM184 98H182V100H183ZM192 99V98H191ZM202 99V98H201ZM206 99H208V98H206ZM223 99V98H222ZM224 99H223V101H224ZM98 100V99H97ZM101 100V99H100ZM146 100V101H145ZM147 100L148 99H144V101H145V103L146 104H150V102L148 103L147 102ZM157 100V99H156ZM159 100H160V98H159ZM162 100V99H161ZM165 100V99H164ZM166 100H168L167 98H166ZM173 100H175V101H177V99L175 98V99H173ZM185 100V99H184ZM183 100V102H184V104H185V101ZM187 100V98H186V101H188ZM196 100V101H197ZM217 100H219V99H217ZM247 100V99H246ZM261 100H263V96H262V99ZM102 101V100H101ZM100 101V102H101ZM108 101V100H107ZM106 100H104V102H105V105L103 104V103H101V105H104L105 107H106V109L109 107V105H110V101H108L107 102ZM174 101V102H175ZM190 101V100H189ZM205 101V100H204ZM212 101V100H211ZM216 101V100H215ZM226 101V100H225ZM224 101V102H225ZM227 101H229V100H227ZM232 101H233V99H232ZM251 101V100H250ZM117 102V101H116ZM119 102V101H118ZM135 102H137V103H135ZM159 102V101H158ZM158 102H157V104H158ZM161 102V101H160ZM162 102H164V101H162ZM167 102V101H166ZM171 102H173V101H171ZM174 102L173 103H170L169 102V106L171 107V104H173L174 106L175 105H177V104H174ZM193 102V101H192ZM201 102V101H200ZM202 102H203V100H202ZM213 102V101H212ZM230 102H231V99H230ZM229 102V103H230ZM239 102V101H238ZM242 102V101H241ZM245 102V101H244ZM252 102V101H251ZM255 102H257V101H255ZM259 102V101H258ZM261 102V101H260ZM106 103H108V104H106ZM114 104H115V102H113ZM131 103V102H130ZM154 103V102H153ZM175 103H177V102H175ZM181 103V102H180ZM190 103V102H189ZM196 103V102H195ZM194 103V106H196V104ZM203 103H205V102H203ZM209 103H210V100H209ZM208 103V104H209ZM234 105H235V103H237V102H235L234 103V101L232 102ZM232 103H230L231 104V107H234V105L232 104ZM254 103V102H253ZM125 104V103H124ZM128 104V103H127ZM133 104V105H134ZM160 104V103H159ZM163 104V103H162ZM183 104V105H184ZM187 105H188V103H186ZM198 104V103H197ZM201 104V103H200ZM206 104V103H205ZM211 104V103H210ZM218 104H219V102H218ZM220 104H222L221 103V101H220ZM223 104H225V103H223ZM230 104H229V107H230ZM239 104V103H238ZM237 104V105H238ZM243 104V103H242ZM244 104H246V106H247V110H248V106L249 105H247V101L244 103ZM249 104V103H248ZM261 104V103H260ZM113 105V104H112ZM119 105V104H118ZM129 105V104H128ZM131 105H132V103H131ZM154 105V104H153ZM165 105V104H164ZM172 105V106H173ZM178 105H180V106H182L181 104H179V102H178ZM192 105H193V103H192ZM191 105V106H192ZM199 105V104H198ZM202 106H203V104H201ZM213 105H215V103L213 104H211L210 105V108H213L212 106ZM233 105V106H232ZM240 105V104H239ZM255 105V104H254ZM119 106H121V105H119ZM149 106V105H148ZM155 106H156V103H155ZM154 106V107H155ZM166 106L168 107V104H166ZM173 106V107H174ZM179 106V107H180ZM208 105H206V107H207ZM218 106V105H217ZM217 106H215L216 107V109H217ZM222 105H220V107H221ZM226 106V105H225ZM224 106V109H220V110H223V112L225 111V109H226V107ZM228 106V105H227ZM236 106V105H235ZM241 106V105H240ZM251 106V105H250ZM257 106H259V103H258V105ZM256 106V107H257ZM102 107V106H101ZM104 107V108H105ZM111 107V106H110ZM114 107V106H113ZM118 107V106H117ZM125 107V106H124ZM130 107V105L128 106V108ZM158 107H160V106H158ZM158 107H157V109H158ZM176 107V106H175ZM174 107V108H175ZM184 107V106H183ZM183 107H182V109H183ZM187 107V106H186ZM186 107H184V108H186ZM189 107V106H188ZM205 107V106H204ZM209 107V106H208ZM219 107V106H218ZM228 107V108H229ZM242 107V106H241ZM240 107V108H241ZM245 107V106H244ZM264 107V106H263ZM119 108V107H118ZM121 108H123V107H121ZM121 108H119L118 110H120ZM126 108H127V106H126ZM144 108H145V106H144ZM143 108V109H144ZM149 108H151L150 106H149ZM149 108H147V109H149ZM153 108V107H152ZM151 108V109H152ZM181 108V107H180ZM195 108V107H194ZM194 108H192L191 110H193L194 111ZM200 108H203V107H200ZM198 109L199 111L200 110H203V109ZM227 108V110H229ZM252 108H253V110H254V107H253V104H252ZM252 108H250V109H252ZM259 108V107H258ZM123 109H125V108H123ZM131 108H129L127 111H129ZM154 109V108H153ZM162 109V108H161ZM163 109H166V108H164L163 107ZM169 109V108H168ZM187 109V108H186ZM186 109H183V110H181V109H179V111L181 110V112H183L184 110H186ZM189 109V108H188ZM197 109V106H196V108H195V110ZM206 109V108H205ZM208 110H206V111H208V114L210 113H212L211 111L212 110H210V112H209V108H207ZM213 109H215V108H213ZM233 108H230V110H232ZM244 109V108H243ZM242 109V110H243ZM262 109V108H261ZM145 110L146 109H144V113H146L145 112ZM218 110V109H217ZM225 111L227 114H223L221 111H219V113H222V117H224L223 119H227V117H229L230 115L233 117V114H230V110L229 111ZM235 110V109H234ZM233 110V112H236V111H234ZM238 110H239V108H238ZM241 110V109H240ZM239 110V111H240ZM241 110V111H242ZM245 110V109H244ZM260 110V109H259ZM258 110V111H259ZM263 110H264V108H263ZM93 111V110H92ZM105 111V110H104ZM107 111V112H106ZM105 112L108 114V110H106ZM114 111H115V109H114ZM121 111H122V109H121ZM125 111H126V109H125ZM131 112H133L132 111V109L130 110ZM146 111H150V110H146ZM154 112H155V109L153 110ZM152 111V112H153ZM162 111V110H161ZM174 111H176V109L174 110ZM178 111V110H177ZM215 111V110H214ZM238 111V112H239ZM246 111V110H245ZM250 111V110H249ZM257 110H256V113L258 112ZM261 111V110H260ZM93 112H95V111H93ZM117 112V111H116ZM157 112V111H156ZM163 112V111H162ZM165 112V111H164ZM197 112V111H196ZM216 112V111H215ZM224 112V113H225ZM232 112V111H231ZM114 113V112H113ZM118 113H120V112H118ZM123 113H124V111H123ZM130 113V112H129ZM129 113L127 114V112H126V117L129 115ZM135 113V112H134ZM133 113V114H134ZM151 113V112H150ZM175 113V112H174ZM173 113V114H174ZM180 113V112H179ZM179 113H175L176 115L178 114V115H180ZM185 113V112H184ZM189 113V112H188ZM200 113V112H199ZM203 113V111L201 112V114ZM207 113V112H206ZM218 112H216V113H214V114H217ZM218 113V114H219ZM228 113L230 114V115H228ZM237 113V112H236ZM250 113V112H249ZM248 113V114H249ZM254 113V112H253ZM261 113V112H260ZM264 113V112H263ZM263 113H261V114H263ZM104 114V113H103ZM102 114V115H103ZM106 114V115H107ZM116 113H114V115H115ZM138 114V115H137ZM156 114V113H155ZM158 114V113H157ZM160 114V113H159ZM175 114H174V116H175ZM182 114V113H181ZM204 114H205V111H204ZM209 114V115H210ZM213 114V113H212ZM211 114V115H212ZM213 114V115H214ZM218 114H217V116H215L216 118L217 117H219L218 116ZM235 114V113H234ZM246 114H247V112L244 114V118L245 117H247L246 116ZM251 114V113H250ZM110 115H111V113H110ZM110 115H108V116H110ZM125 115V114H124ZM130 115H132V114H130ZM150 116H151V114H149ZM164 115V114H163ZM178 115H177V117H178ZM185 115V114H184ZM184 115H182L181 117H183ZM192 118V116L190 115V114H187V115H185L184 116V118H189V116ZM223 115H225V116H223ZM240 115H241V113H240ZM243 115V114H242ZM257 115V114H256ZM259 115V114H258ZM112 116V115H111ZM118 116H119V114H118ZM123 116V115H122ZM143 116H144V114H143ZM142 116V117H143ZM157 116V115H156ZM156 116H154V121L156 122L157 120H156ZM173 116V115H172ZM172 116H169V117H172ZM198 116V115H197ZM202 116H203V114H202ZM227 116V117H226ZM237 118H236V117ZM235 118H236V120L237 119H239L238 118V116L235 114ZM251 116V115H250ZM250 116H248L249 118H250ZM254 116H255V114H254ZM261 116V115H260ZM263 116V115H262ZM261 116V117H262ZM84 117V118H85ZM101 117H103V116H101ZM115 117V116H114ZM117 117V116H116ZM125 117V116H124ZM133 116H131V118H132ZM135 117V116H134ZM153 117V116H152ZM163 117V116H162ZM161 117V118H162ZM180 117V116H179ZM199 117V116H198ZM206 117H208V115L206 114L204 117H202V118H198L199 120V122L202 120V119H204L205 121L208 119H206ZM232 117H230V118H232ZM242 117V116H241ZM256 117V116H255ZM258 117V116H257ZM84 118L82 119L83 121H85L84 120ZM105 117H103L102 119H104ZM122 118V117H121ZM128 118V117H127ZM141 118V117H140ZM146 118V117H145ZM164 118V117H163ZM175 118V117H174ZM193 118H195V117H193ZM211 118L212 119H208V122H209V120H214L213 118V116H211ZM216 118H215V120H216ZM230 118H229V120H230ZM260 118V117H259ZM262 118H264V117H262ZM261 118V119H262ZM126 119V118H125ZM134 119V118H133ZM133 119H132V121H133ZM136 119H138V118H136ZM150 119H152L151 117L149 118V122H151L152 124H154L153 123V119L150 121ZM158 119V118H157ZM160 119V118H159ZM158 119V120H159ZM176 119V120H175ZM175 119H171V120H173V121H171V122H169V126H168V128L166 129V130H163L162 131V133H161V136L160 137H163V139H162V142L164 143V144H167V147H168V145L170 144V142H169V140H170V138H172L170 135H172V136H174V132L176 131V130H180V128L178 127L176 130H174L175 128H176V126H177V124L179 125V124H181V126H182V121L183 120H180V119H178V118H175ZM181 119H183V118H181ZM197 119V118H196ZM201 119V120H200ZM246 119V118H245ZM256 119V118H255ZM254 119V120H255ZM258 119V118H257ZM127 120V119H126ZM126 120H124L125 122H126ZM135 120V119H134ZM147 120V119H146ZM161 120V119H160ZM167 120H170V118L169 119H167ZM175 120V121H174ZM189 120H190V118H189ZM214 120V123L216 122ZM217 120H218V118H217ZM228 120V119H227ZM235 120V119H234ZM233 120V118H232V120H231V123L234 121ZM242 120H243V118H242ZM242 120H240L241 122H243ZM253 120V121H254ZM263 120V119H262ZM121 121H123V119H121ZM139 121V120H138ZM141 121H142V119H141ZM193 121V120H192ZM195 121V120H194ZM205 121H203L202 122V124H204V122ZM219 121V120H218ZM217 121V122H218ZM220 121H223L221 118H220ZM226 121V120H225ZM225 121H223L222 123H225ZM237 121H239V120H237ZM247 121H249V120H247ZM246 121V122H247ZM250 121H252V120H250ZM252 121V122H253ZM256 121V120H255ZM99 122H100V124H99ZM118 122V121H117ZM144 122V121H143ZM147 122V121H146ZM149 122H147V123H149ZM159 122V121H158ZM208 122H205L206 123V125H207V123ZM216 122V123H217ZM226 122H228V121H226ZM259 122V121H258ZM261 122V121H260ZM262 122H264V120L262 121ZM110 123V124H109ZM122 124H120V122L118 123V124H116V126L118 127L119 125H120V127H121V125H124L125 123H123V122H121ZM126 123H128V121L126 122ZM134 124V122H131V119H130V121H129V123H128V125H130L131 126V124ZM140 123V122H139ZM138 123V124H139ZM192 122L190 121V123L189 124H191ZM209 123H211V122H209ZM208 123V124H209ZM216 123H215V125H216ZM229 123H230V121H229ZM235 123H237V122H235ZM256 123H257V121H256ZM255 122L253 123V125L254 124H256ZM79 124V123H78ZM85 124V125H86ZM90 124V125H89ZM99 124V125H98ZM136 124V123H135ZM134 124V125H135ZM142 124H146V123H140L138 126H141L142 127ZM156 125H157V123H155ZM193 124V123H192ZM195 124L197 125V120H196V122H195ZM200 125H201V122L199 123ZM226 124V123H225ZM224 124V125H225ZM232 124H234V122L232 123ZM238 124V125H237ZM236 125L237 126H239L241 123H237ZM247 124V123H246ZM264 124V123H263ZM262 124V125H263ZM95 125H96V127H95ZM200 125H199V127H200ZM211 125H212V123H211ZM219 124L217 123V126H218ZM222 126H223V124H221ZM221 125H219V126H221ZM235 124L234 125H232V127H227V126H230V125H228V123L225 125V126H223L224 128H228V129H234L235 131H237L236 129H237V127L236 128H234L233 126H236ZM248 125H249V122H248ZM90 126L92 127V126H94V130H92V131H90ZM107 126V127H106ZM113 126V125H112ZM137 126V125H136ZM145 126V125H144ZM148 126V125H147ZM186 126H188V128L190 127L189 125H187L186 124ZM192 126V125H191ZM204 126V125H203ZM202 125H201V128H205V126L203 127ZM214 126V125H213ZM212 126V127H213ZM217 126H215V129H216V127ZM219 126L217 127V128H219ZM243 125H241V127H242ZM244 126H246L245 124H244ZM251 126H252V124H251ZM81 127V126H80ZM84 127V126H83ZM106 127V128H105ZM109 127H111V126H109ZM119 127V128H120ZM123 127V126H122ZM126 128H127V126H125ZM129 127V126H128ZM135 127V126H134ZM154 127H156V126H154ZM154 127H152V128H154ZM206 127H209V125H207ZM211 127V128H212ZM223 127H221V128H223ZM248 127V126H247ZM250 127V126H249ZM249 127L247 128V130L246 131H244V129H240L239 127H238V129H240V131H241V133L239 132V130L236 132L237 133V135H238V137H241V136H243L244 137V135L246 136L247 134V131H250V130H248L249 129ZM259 126H257L256 128H258ZM118 128V129H119ZM143 128V127H142ZM147 128V127H146ZM148 128H151V127H148ZM147 128V129H148ZM192 129L193 128H196L195 127V125H193L192 127H191ZM198 128V127H197ZM201 128H200V130H201ZM210 127H209V129L210 130H212ZM80 129V128H79ZM83 129V128H82ZM92 129V128H91ZM107 129V130H106ZM114 129V131H116V127H114L113 128ZM131 129V128H130ZM129 129V130H130ZM199 129V128H198ZM197 129V131L199 132L200 130H198ZM202 129V131H200V132H203V131H205L206 129L208 130H206L208 133H206V134H210V136L209 135H206V138L207 137H209V138H211L212 139V133H210L211 131L208 129V128H206L205 130H203ZM214 128H213V130H215ZM232 129V131L231 130H228V131H231V132H229L230 134L231 133H233V134H235V131ZM260 129V128H259ZM262 129H264V128H262ZM109 130V131H108ZM122 130H124V128H122ZM121 129L120 130H118V131H122ZM126 130V129H125ZM123 131V133H122V135H124V134H127V133H125V132H128V129H127V131ZM137 130V129H136ZM136 130H134V131H136ZM140 130V129H139ZM212 130V131H213ZM219 130L220 131H218L217 133H222V131H226V130H222V129H220L219 128ZM253 130H255V129H253ZM261 130V129H260ZM108 131V132H107ZM140 131H142V130H140ZM144 131H145V128H144ZM143 131V132H144ZM195 131V130H194ZM194 131H192V132H194ZM197 131H195V133L197 132ZM210 131V132H209ZM216 131H217V129H216ZM262 131V130H261ZM261 131L258 133V134H255V132H253L254 134H255V136L257 135V141L255 142V143H250L249 142V144H248V142L247 141H249L248 140V138H249V135H248V137H247V140H244V138H234L235 136H237L236 134L233 136V134H231L232 135V138H231V136L228 134V132H226L225 134H226V136H221V135H223V133L220 135V134H217L218 135V138L221 136V138H222V140L224 141L225 140V138L227 139V140H229V138H231L230 140H232L233 138L234 139H236V141H238V140H240V141H242L243 143L242 144H244V145H246V148L248 147V148H250V149H252V151H256V152H260V151H264V134H261ZM147 132V131H146ZM179 132V131H178ZM197 132V133H198ZM214 132V131H213ZM244 132V134H242ZM263 132V131H262ZM108 133H110V134H108ZM118 133V132H117ZM121 133V132H120ZM129 133V132H128ZM133 133V132H132ZM138 133V132H137ZM137 133L135 134L136 136H135V139L137 138ZM141 133V132H140ZM181 133H183V134H186V133H184V131L183 132H181ZM180 133V134H181ZM195 133H193V135L195 134ZM216 132H214V134H215ZM239 133L240 134H242V135H239ZM250 133H252V132H250ZM104 134V135H103ZM108 134V135H107ZM119 134V133H118ZM129 134H131V133H129ZM129 134H127V135H124V137L123 136H121V137H123V138H125V137H127L128 138V136H129ZM180 134H179V136H175V142L177 141V139H176V137H179V139H181V137L183 136L182 134H181V136H180ZM199 134V133H198ZM202 133H200L199 135H197L198 137L201 135ZM213 134V135H214ZM224 134V135H225ZM249 134V133H248ZM253 134V135H254ZM107 135V136H106ZM132 135V134H131ZM141 135H143V134H141ZM160 135V134H159ZM203 135V134H202ZM202 135L199 137L200 139H201V137H202ZM252 135V134H251ZM252 135V136H253ZM138 136H140L139 134H138ZM186 136V135H185ZM184 136V138L183 139H187L188 141H190V139H188V134H187V138ZM196 136V135H195ZM216 136V135H215ZM228 136V137H227ZM230 136V137H229ZM103 137V138H104ZM111 137V136H110ZM120 137V136H119ZM132 137H133V135H132ZM131 137V139H133ZM141 137V136H140ZM217 137V136H216ZM254 137V136H253ZM103 138H100V139H102V143H103ZM105 138V139H106ZM127 138H126V140H127ZM209 138H207V139H209ZM217 138V139H218ZM221 138H220V140H221ZM252 138V137H251ZM255 138V139H256ZM77 139L79 140V142H77ZM104 139V140H105ZM108 139V138H107ZM135 139H133V140H135ZM172 139H174V137L172 138ZM198 139V138H197ZM202 139H205V137L203 136V138ZM233 139V140H234ZM238 139V140H237ZM243 139V140H242ZM246 139V138H245ZM253 139V138H252ZM108 140H110V138L108 139ZM111 140H113L114 141V139H111ZM120 140V142L122 141L121 139H119ZM199 140V139H198ZM220 140H215V141H220ZM81 141L83 142V143H85V142H87V143H89L90 145H92L91 147L92 148H95L94 150L95 151H97V152H99L98 154H101L102 156H100V158H99V156L97 157L96 155H90V154H86L85 152H86V150H85V152H84V150L83 149H80V147L79 148H77L80 144H81ZM100 141V140H99ZM105 141H107V140H105ZM139 141V140H138ZM156 141H157V139H156ZM155 141V142H156ZM179 141V140H178ZM194 141H196V140H194ZM204 141V144L205 145H202L203 146V148H204V146L206 147V143L208 142V140L205 142V140H203ZM210 141V140H209ZM212 141V140H211ZM210 141V142H211ZM223 141H220L221 143L223 142ZM235 141V140H234ZM239 141V142H240ZM109 142V141H108ZM112 142V141H111ZM119 142V141H118ZM136 142V141H135ZM134 142V143H135ZM158 142V141H157ZM168 142H169V144H168ZM174 142V143H175ZM180 142H183V144H185V140H182V141H179V143H177V144H179L180 146H182V144H180ZM192 142V141H191ZM197 142H199V141H197ZM200 142H202V141H200ZM226 142H230L229 144H231V141H226ZM122 143V142H121ZM188 143V142H187ZM190 143V142H189ZM194 143V142H193ZM225 142H223L222 144H224ZM108 144H110V143H108ZM112 144V143H111ZM114 145L116 144V142L115 143H113ZM172 144V143H171ZM170 144V145H171ZM176 144V143H175ZM176 144V146L178 147V145ZM198 144H200V143H198ZM215 144V142L213 143V145ZM219 144V143H218ZM227 143H225V145H226ZM233 144V147L236 145L235 143H232ZM231 144V145H232ZM238 144V143H237ZM240 145H242L241 143H239ZM86 145V144H85ZM106 145V144H105ZM127 145V144H126ZM132 145V144H131ZM130 145V146H131ZM186 145V144H185ZM208 145V144H207ZM211 146H212V142H211V144H210ZM220 146H221V144H219ZM239 145V146H240ZM244 145H242L243 146V148H244ZM89 146V145H88ZM106 146H108V145H106ZM113 146V145H112ZM180 146L178 147V149L180 148ZM189 146V145H188ZM187 146V147H188ZM196 146V145H195ZM200 146V145H199ZM209 146V145H208ZM216 146V145H215ZM218 146V145H217ZM220 146H218V147H220ZM227 147H228V144L226 145ZM81 147L83 148V146L81 145ZM87 147V146H86ZM114 147V146H113ZM191 147V146H190ZM193 147H194V144H193ZM193 147H192V149H193ZM214 147V146H213ZM212 147V148H213ZM223 147V146H222ZM225 147V146H224ZM236 147V149H238V145L237 146H235ZM85 148V147H84ZM87 148H89V147H87ZM174 148H176V147H174ZM181 148H185L184 146H182ZM217 148V147H216ZM226 148V147H225ZM229 148V147H228ZM240 148V147H239ZM101 149V150H100ZM125 149V150H124ZM169 149V148H168ZM167 149V150H168ZM177 149V148H176ZM176 149H170V150H173V151H175ZM178 149H177V151H178ZM186 149V148H185ZM191 149V148H190ZM190 149H189V153H190ZM196 149L197 148H195V152L194 153H197V151H196ZM200 149V148H199ZM227 149V148H226ZM225 149V151L224 152H222V151H220V152H222L223 154H221V155H224V154H227V156H229V154H232L231 152L233 151V149L235 150V148H230L231 150H226ZM242 149V148H241ZM180 150V149H179ZM204 150V149H203ZM206 150H210V147H209V149H207L206 148ZM205 150V156H203V157H201V158H205L210 152H212V150L213 151H215V152H217L215 149H211V151L210 152H208V151H206ZM150 151V150H149ZM148 151V152H149ZM201 151V150H200ZM239 151H241V150H239ZM152 152H153V150H152ZM160 152V151H159ZM179 152V151H178ZM181 152V151H180ZM179 152V153H180ZM186 152H188L187 151V149H186ZM193 152V151H192ZM236 152V151H235ZM238 152V151H237ZM242 152V151H241ZM95 153V152H94ZM157 153H158V151H157ZM165 153H166V151H165ZM161 154V155H164V157H165V155H167V153L166 154ZM170 153H171V155H172V151H170ZM169 153V154H170ZM177 152H175L173 155H175ZM193 153V154H194ZM202 155H204V153H202V151L200 152ZM200 153H199V155H200ZM206 153H207V155H206ZM233 153H234V151H233ZM243 153V152H242ZM146 154H148V153H146ZM178 154V153H177ZM187 154V153H186ZM192 154V155H193ZM216 154V153H215ZM218 154V153H217ZM238 155H239V153H237ZM244 154V153H243ZM242 154V155H243ZM260 154V153H259ZM264 154V153H263ZM145 155V154H144ZM151 155V154H150ZM152 157H153V159H154V157H157V154H156V156L152 153ZM159 155V154H158ZM171 155H169V161H170V165H172L174 162H173V160H171V158L170 157H173V155L171 156ZM190 155H191V153H190ZM198 154H196V156H197ZM210 155V154H209ZM219 155V154H218ZM242 155L241 156H239L240 157V159H241V157H242ZM253 155V154H252ZM258 155V154H257ZM135 156V155H134ZM149 156V155H148ZM168 156V155H167ZM176 156V155H175ZM178 156V155H177ZM180 156V157H181ZM194 156H195V154H194ZM195 156V157H196ZM215 156H217V155H215ZM226 156V157H227ZM236 156V155H235ZM244 156V155H243ZM245 156H246V154H245ZM244 156V157H245ZM251 156V155H250ZM152 157H147V158H149V160L150 161H148V160H145L146 162L145 163H147V161L148 162H153V163H150L149 164V167H148V169H147V171L149 170V174H151L150 176H151V178L153 177H156L157 178V176H160V175H158V174H160V173H162V170H160L159 169V167H161L160 165H159V167H157L158 166V164L156 165L155 163H154V161H156V159L153 161V159H152ZM161 157V156H160ZM163 157V158H164ZM180 157H178L177 159H175V160H179L180 161ZM193 157V156H192ZM238 157V158H239ZM116 158H117V160H116ZM197 158H198V156H197ZM200 158V157H199ZM221 157H219L218 159H220ZM231 158H232V156H231ZM246 158H248V156L246 157ZM251 158V157H250ZM257 158V157H256ZM77 159H79V160H77ZM142 159H143V157H142ZM151 159H152V161H151ZM158 159H160V158H158ZM165 159H167L166 157H165ZM165 159H161V160H164L165 161ZM188 159H190L191 160V158H188ZM193 159L194 158H192V161H193ZM230 159V158H229ZM233 159V158H232ZM243 159V158H242ZM252 159H255L254 157L252 158ZM251 159V160H252ZM133 160V162H134V158L132 159ZM197 160V159H196ZM201 160V159H200ZM234 160H235V158H234ZM233 160V161H234ZM250 160V159H249ZM122 161V162H123ZM124 161V162H125ZM140 161H142L141 159H140ZM169 161H165V162H169ZM173 163H172V162ZM192 161H190V162H192ZM195 161V160H194ZM237 161H238V159H237ZM237 161H236V163H237ZM253 161V160H252ZM144 162V161H143ZM158 162H161V161H158ZM165 162H164V164H165ZM201 162H202V160H201ZM201 162H197V163H201ZM204 162V161H203ZM235 162V161H234ZM240 162V161H239ZM249 162H251V161H248V163ZM131 163V162H130ZM142 163V162H141ZM140 163V164H141ZM145 163H143V164H145ZM196 163V162H195ZM207 163V162H206ZM126 164V163H125ZM148 164V163H147ZM147 164H145V167H146V165ZM175 164V163H174ZM173 164V165H174ZM204 164V163H203ZM202 164V166H204ZM210 163H208V165H209ZM214 164V163H213ZM227 164H230V162L228 161V163H226V165ZM241 164V163H240ZM244 164V163H243ZM242 164V165H243ZM247 164V163H246ZM122 165H123V163H122ZM128 166L127 167H129V164H127ZM132 165H133V163H132ZM168 165V164H167ZM170 165L168 166V168H173L172 166L170 167ZM201 165V164H200ZM200 165H198V167L200 166ZM212 165V164H211ZM237 165H238V163H237ZM124 166V165H123ZM126 166V165H125ZM142 166V165H141ZM140 166V167H141ZM165 166H166V164H165ZM177 166V165H176ZM222 166V167H221ZM241 166V165H240ZM239 166V167H240ZM246 166V165H245ZM127 167H125V168H127ZM139 167V166H138ZM174 167H175V165H174ZM194 167H195V165H194ZM201 167V166H200ZM208 167V166H207ZM210 167V166H209ZM220 167V168H219ZM223 167V171H224V169L226 170L227 169V167L226 168H224ZM124 168V169H125ZM131 167H129V169H130ZM132 168H134V167H132ZM157 168L161 171L160 173L157 171ZM162 168V167H161ZM203 168V167H202ZM228 168H230L229 166H228ZM237 168V167H236ZM236 168H235V170H232L233 172H235L236 171ZM242 168H244V166H242ZM246 168H247V170H248V166H246L243 170L244 171H246ZM128 169V168H127ZM140 169V168H139ZM143 169V167H141V172L142 171H144V170H146V169H144V170H142ZM169 169V170H170ZM196 169H197V166H196ZM201 169V168H200ZM234 169V168H233ZM262 169V168H261ZM263 169H264V167H263ZM262 169V170H263ZM133 170V169H132ZM132 170H131V174H135V173H132ZM169 170H167V171H169ZM241 170V169H240ZM239 169H237V171H238V173H240L241 171H240ZM255 170H257L256 168H255ZM122 171H123V169H122ZM130 171V170H129ZM172 171V170H171ZM178 171V172H177ZM189 171V170H188ZM221 171V174H222V169L220 170ZM219 171V172H220ZM240 171V172H239ZM252 171V170H251ZM250 170H249V172H251ZM254 171V170H253ZM119 172H120V170H119ZM134 172V171H133ZM140 172V173H141ZM146 172V171H145ZM144 172V173H145ZM193 172V171H192ZM195 172V171H194ZM193 172V174H195L196 175V173H194ZM218 172V173H219ZM224 172H226V171H224ZM223 172V173H224ZM243 172V171H242ZM241 172V173H242ZM247 172L248 171H246V175H247ZM255 172V171H254ZM129 173V172H128ZM180 173V174H181ZM189 173V172H188ZM217 173V175L219 176L220 175V173L218 174ZM227 173V175H229L228 174V171L226 172ZM229 173H230V171H229ZM232 173V172H231ZM240 173V174H241ZM259 173V172H258ZM257 173V174H258ZM261 173V172H260ZM259 173V174H260ZM263 173H264V171H263ZM130 174V175H131ZM137 174V173H136ZM135 174V175H136ZM143 174V173H142ZM141 174V175H142ZM147 174V173H146ZM146 174H145V176H146ZM177 174V175H176ZM200 174V173H199ZM202 174V173H201ZM234 175L235 174H237V172L236 173H233ZM240 174H239V176H240ZM249 174V173H248ZM122 175V174H121ZM129 175V174H128ZM128 175H126V176H128ZM148 175V174H147ZM205 175V174H204ZM203 175V176H204ZM227 175H220L222 178L221 179H224V180H226L227 179ZM246 175H244L245 177H246ZM251 176H252V173L250 174ZM253 175H254V173H253ZM124 176V175H123ZM137 176V175H136ZM140 176V175H139ZM139 176H137V178L139 177ZM143 176L144 175H142L141 177V179H145V178H143ZM144 176V177H145ZM183 176V175H182ZM220 176H219V179H218V181L216 180V184H217V182H219L220 181ZM233 176V175H232ZM238 176V177H239ZM243 176V177H244ZM255 176H256V173H255ZM255 176H253V177H255ZM262 176H264V174L262 175ZM229 177H231L230 175H229ZM242 177V175H241V178H240V181H242L243 178ZM253 177H251V178H253ZM124 178V177H123ZM126 178H133V176L132 177H126ZM134 178H135V176H134ZM140 178V177H139ZM179 180V181H177V179ZM183 178V177H182ZM181 178V179H182ZM212 178V177H211ZM213 178H215V176L213 177ZM218 178V177H217ZM247 178V177H246ZM246 178H245V180H246ZM136 179V178H135ZM150 178H148L147 180H149ZM216 179V178H215ZM215 179H213L214 181H215ZM230 178H228V180H229ZM232 179V178H231ZM239 179V178H238ZM242 179V180H241ZM249 178H247V180H248ZM257 179V177H255V180ZM262 179V178H261ZM124 180H125V178H124ZM133 181H134V179H132ZM227 180V181H228ZM245 180H243V181H245ZM251 180V179H250ZM254 180V181H255ZM258 180H260V179H258ZM180 181H182V183L180 182ZM186 181H188V180H186ZM226 181V182H227ZM240 181H235V182H240ZM242 181V182H243ZM262 181H263V179H262ZM261 181V182H262ZM146 184H144V185H149V183L151 182L150 180H149V183H147L146 181H144ZM221 182V181H220ZM219 182V183H220ZM247 183H246V188H247V184L248 183H250L251 184V181H246ZM256 182H258L257 180H256ZM256 182H255V184H256ZM187 183V182H186ZM192 183V184H191ZM245 183V182H244ZM243 183V184H244ZM142 184H143V182H142ZM157 184V185H158ZM253 184V183H252ZM263 185H264V182L262 183ZM198 185V184H197ZM200 185V184H199ZM198 185V186H199ZM212 185H213V182H212ZM233 185V184H232ZM232 185H230V187H232ZM235 185H237V183H235ZM238 185H240V184H238ZM238 185L236 186V187H238ZM254 185V184H253ZM257 186L259 185V184H256ZM261 185V184H260ZM153 186V185H152ZM195 186V185H194ZM250 185H248V187H249ZM256 186V187H257ZM234 187V186H233ZM236 187H235V189H236ZM240 187V186H239ZM256 187H254V188H256ZM263 187V186H262ZM152 188H154V189H152ZM158 188V187H157ZM246 188H244V189H246ZM252 188V187H251ZM250 188V190H252ZM257 188H259V187H257ZM261 188V187H260ZM259 188V189H260ZM228 189H230L229 187H228ZM234 189V188H233ZM238 189V188H237ZM240 189H243V186H242V188H239V190L238 191H240ZM259 189H256V191H254V192H256L257 193V191L258 192H261V191H259ZM263 189V188H262ZM193 190V192L191 193V191ZM249 190V189H248ZM253 191H252V194H253ZM262 191H264V190H262ZM235 192V191H234ZM233 192V193H234ZM242 192V191H241ZM241 192H240V195H241ZM244 192H245V190H244ZM247 192V191H246ZM245 192V193H246ZM251 192V191H250ZM250 192H248V194H251ZM232 193V194H233ZM236 193V192H235ZM239 193V192H238ZM264 193V192H263ZM258 194H260V193H258ZM258 194H255L254 193V195H258ZM239 195V194H238ZM238 195H237V197H238ZM247 195V194H246ZM261 195V194H260ZM259 195V196H260ZM264 195V194H263ZM154 196V197H153ZM245 196V195H244ZM244 196H243V198H244ZM255 196V197H256ZM153 197V198H152ZM230 197V196H229ZM234 197H235V195H234ZM242 197V196H241ZM247 197H249V198H251L250 197V195L249 196H247ZM246 197V198H247ZM254 196H252V198H253ZM262 197V196H261ZM261 197H259L258 199H260ZM249 198H247V199H249ZM263 199H264V197H262ZM242 199V198H241ZM255 199V198H254ZM225 200H227L228 201V199H225ZM230 200H231V197H230ZM236 200V199H235ZM245 200V199H244ZM239 201H241V200H239ZM255 201H258L257 199H255ZM261 201H262V199H261ZM259 202L258 204H260V203H263V202ZM226 202V201H225ZM228 202H230V201H228ZM232 202V201H231ZM230 202V203H231ZM233 202H235V201H233ZM246 202V201H245ZM247 202H249V204H250V200L248 201L247 200ZM246 202V203H247ZM221 203V202H220ZM223 203V202H222ZM229 203V204H230ZM243 203V202H242ZM253 203V202H252ZM251 203V204H252ZM255 203V205H257L256 204V202H254ZM228 204V205H229ZM233 204V203H232ZM231 204V205H232ZM212 205V206H213ZM226 205V204H225ZM224 205V206H225ZM228 205H227V207H228ZM243 205H244V203H243ZM247 205V204H246ZM254 205V206H255ZM264 205V204H263ZM262 205V206H263ZM216 206V205H215ZM253 206V207H254ZM261 206V207H262ZM199 207H201L202 208V210H200L202 213H201V215H199L198 214V212L196 211V209L197 208H199ZM226 207V206H225ZM242 207H245V206H242ZM250 207V206H249ZM249 207L247 208L246 207V209H248L249 210ZM260 207V206H259ZM233 208V207H232ZM255 208V207H254ZM256 208H258V206L256 207ZM200 209V208H199ZM228 209V208H227ZM231 209V208H230ZM235 209V208H234ZM239 209V208H238ZM238 209H237V211H238ZM251 209V208H250ZM252 210H254V209H252ZM261 210H263L262 211V213L264 214V209H263V207L261 208ZM224 211H227L226 210V208L224 209ZM233 211V210H232ZM232 211H230V212H227L228 214L230 213L231 215H233L232 214ZM254 211H257L256 209L254 210ZM209 212V211H208ZM236 212V211H235ZM239 212H240V210H239ZM258 212V211H257ZM261 211H259L258 213H260ZM210 213V212H209ZM227 213H226V215H227ZM237 213V212H236ZM235 213V214H236ZM247 213V212H246ZM245 213V214H246ZM251 213H253V211H251ZM258 213H256V212H254L253 214L255 215V217H256V215H258ZM262 213H260V214H262ZM213 214V213H212ZM229 214V215H230ZM240 214V213H239ZM238 214V215H239ZM206 215V214H205ZM211 215V214H210ZM226 215H224V216H226ZM228 215V216H229ZM242 216H244V213H243V215ZM248 216H251V214L249 215L248 214ZM247 216V217H248ZM260 216H264V215H260ZM232 217V216H231ZM254 216L252 215L251 216V218H253ZM254 217V218H255ZM258 217H259V215H258ZM227 218V217H226ZM230 218V217H229ZM233 218H235V217H232V219ZM244 218V217H243ZM249 218V217H248ZM247 218V219H248ZM253 218V219H254ZM257 218V217H256ZM262 218V217H261ZM246 219V222L248 221ZM264 219V218H263ZM243 219H241V221H242ZM245 220V219H244ZM250 220V219H249ZM258 220H261L260 218H258ZM215 220H213V222H214ZM251 221V220H250ZM254 221V220H253ZM252 221V222H253ZM207 222V221H206ZM210 222H212V221H210ZM228 222V221H227ZM263 222V221H262ZM214 223H216V221L214 222ZM251 223V222H250ZM249 223V224H250ZM255 223V222H254ZM260 223H261V221H260ZM264 223V222H263ZM245 224H247V223H245ZM245 224H242L243 226L245 225ZM258 224H259V222H258ZM231 225V226H232ZM256 225H257V223H256ZM260 225V224H259ZM216 226V225H215ZM258 226V225H257ZM261 226V229H260V233H261V231H262V225H260ZM219 227H222V228H219ZM238 227H240V226H238ZM245 227V226H244ZM263 227H264V224H263ZM259 228V227H258ZM255 229V228H254ZM240 229H238V231H239ZM246 230V229H245ZM257 230V229H256ZM264 230V229H263ZM247 231V230H246ZM245 231V232H246ZM252 231H254V230H252ZM240 232V231H239ZM256 232L257 231H255L254 233L256 234ZM258 232V233H259ZM259 233V234H260ZM218 234V235H217ZM264 234V233H263ZM213 235H215V238H216V235L217 236H220L222 239L224 238L226 241H224V242H226V243H224V244H222L223 243V241H221L222 239L220 238L219 240L222 242H220V243H216L215 242V240L214 241H211V240H213V239H211V240H209V238L210 237H214ZM230 235H232L231 236V238L229 239L228 237H230ZM258 235V234H257ZM264 236V235H263ZM263 236H261V234H260V236L258 235V237H263ZM214 238V239H215ZM261 240V239H260ZM241 241V242H240ZM263 241V240H262ZM240 242V243H239ZM264 242V241H263ZM259 249H260V251H259ZM254 254V255H253Z\"/></svg>", "mask_w": 264, "mask_h": 264}, {"label": "rangeland", "instance_id": "2", "mask_svg": "<svg viewBox=\"0 0 264 264\" xmlns=\"http://www.w3.org/2000/svg\"><path fill=\"white\" fill-rule=\"evenodd\" d=\"M31 0H0V48H3V49H0V51L1 50H5L4 51V53H3V51H2V53L0 52V60H3L4 61V59L5 60H10L11 62H13V58H14V56L15 57H19V58H21L22 57V55H25V52H26V49L29 47H34L33 46V44H29V43H31L33 40H31V38L34 36V33H36L35 31H37L35 28L37 27V25H36V23H30V20L28 19V17L30 18V17H32L31 16V12H33L34 10L32 9L33 8V6H30L29 7V5L31 4V2H30ZM101 1H103V0H77V6L79 5V7H77V15H79V16H77V29H76V32H77V40H72V39H70V38H68V37H61V36H59V34H57V33H55L54 31H52V32H49L48 33V36L45 38V40H44V43H43V45H51L52 46V48H53V50L50 52V53H48V54H44L43 56H42V59H44V60H52V59H59L60 61H62V62H65V63H67V66H66V69L65 70H56L57 71V75H60L59 76V78H64V80H65V84L67 85V83H68V87L69 86H73V89H75V88H81V86L79 87V85L81 84L82 85V88L83 89H92L90 92H93V90L96 92V93H94L93 92V94H90V92H85V95H83L82 97H79V96H81V95H77L74 99L72 98V99H70L69 100V104L71 105V103H72V105H74L73 106V108L74 109H76L77 110V117H78V119H77V125H79V126H77V138L79 137V138H81L82 137V135H83V133L85 132L84 131V129L85 130H87L88 129V127L89 126H87V124L89 123H87L86 121H88L87 120V118L85 117L88 113L87 112H90L91 114H95L94 116H96V115H98L99 113H97V111L99 112L100 111V109L102 110L101 112H100V114H101V116H103V117H105L104 119H102L103 117H99V120H100V122L102 121L103 123L106 121V119L108 120V118L111 120V119H116L117 120V118L119 117V119L117 120V121H115V122H113V124L111 123H109L110 125H108V127L107 128H110L111 129V131H109L110 133H111V135H109V136H107L108 134H110V133H108L106 136H107V138L109 139L110 138V140H108L106 137H99V140L98 139H96L98 142H101V143H98L100 146H102L101 144H103V147H101V149H103L104 148V150L103 151H100V153L101 154H103V153H105L106 151L107 152H112L113 150H114V148H115V146H117L116 148H119L120 146H119V144L120 145H123V143H125V142H128V143H125L123 146H125V148H126V146L128 147L129 146V149L127 148L126 150L127 151H125V152H128V150H130V154L133 152V156H132V158L130 159V160H127V161H123V160H119V158H118V161H120L119 162V169H118V171H117V174L123 179V181L124 182H128V183H130V180H131V182H137L138 184H139V186L141 185L143 188L144 187H146V188H144V189H150V186L151 187H154L155 189H158V190H160V185L158 184V181H159V179L161 178V176L163 175V176H165V175H167L165 172H167V173H170V172H173L175 169H176V167H178V165L179 164H181L180 162H181V160H182V158L184 157V155H188V157L187 156H185V159H187V160H184V161H189V168L186 170V171H183L182 173L181 172H178L176 175V177H178V179L179 180H183L184 182H183V184H184V186H186L188 183H190V182H192V183H195V184H193V187L195 188V189H197L198 187V189L200 190L201 189V183H202V181L205 179V176L207 175V170L205 171L204 169H207V168H212V167H214V169L213 170H215L216 171V169L218 168H216V166L217 165H221L222 163V165H225L226 167H227V169L225 170L224 169V171H228V174L231 176V177H229V175H227V173L226 172H224L223 171V167L222 168H220V170L222 169V171L224 172H222V174H221V171L219 170V169H217L218 171H216V173L215 174H213V176H211L210 178H208V179H211V180H209L210 182L212 181L213 182V185H212V182H211V186L209 187V190H210V188L212 189V190H214V189H216L218 186H220L221 184H222V182H223V184H225L224 185V187L226 188L228 185V187L230 188V189H228V187L226 188L228 191H230V192H234L233 194L231 193V194H229L228 196H226L225 198H223V200L221 199V203L219 202V205L218 204H210L209 205V209L207 208L206 210H208V211H205V213L204 214H202V218H203V221L205 220V226H207V225H209V226H214V228H218V225L220 224H223V225H221L222 227L224 226V225H226L227 223H231V225H232V223H235V221H236V223H237V220H236V217H237V219H239V221H238V224H240L241 223V225H238V226H240V227H238V226H236L235 224V227L234 228H236L237 227V230H236V233L238 232L239 234L243 231V233L242 234H240V236H245L249 231L248 230H250L251 229V231L249 232L250 234H247L248 236L247 237H252L253 236V234L255 235L254 237H256L257 238V240H258V242L259 243H264L263 241H264V227H263V222H264V216H260V215H264L263 213H262V211L263 210H261V208L263 207V209H264V199L262 198V197H264V191H262V190H264V185L262 184L263 182H264V176H262L264 173H263V171H264V169H263V167H264V151H260V152H254V151H252V149H250V148H246V145H244V144H242L243 142L242 141H240V140H238V141H236V139H234V138H244V140H247V137H248V135H249V138H248V140L249 141H247L248 142V144H249V142L250 143H255L258 139L256 138L257 137V135L255 136V134H258L261 130L263 131H261V134H264V129H262V128H264V122H262L263 120H264V118H262V117H264V110H263V106H264V88H262V86H264V80H262V77L261 76H263V79H264V67H262L263 65H264V3H261L260 4V2H258V0H254V1H241V0H235L236 2H238L240 5L243 3L244 4V6L242 7V6H239V4L237 3L236 4V7H237V9L234 7V10H238V12L237 11H235L236 13H234V14H232V15H229V16H223L222 14H223V12H222V9L223 8H228L227 6H230V4H231V6L229 7V8H233V6H235V1L233 0H231V3L229 2L228 3V1L226 2V0H225V4H224V0H220V2H217V1H215V0H211V1H213V4H212V2L209 0L208 1V4H204V3H206L205 1L206 0H204L203 2L202 1H199V0H196V1H199V7L197 6L198 5V2L196 3L194 0H193V3H192V0H191V2L189 1V0H185L186 2L187 1H189V3H190V5H189V3H186V2H183L184 0H168V1H166V0H156V1H154L153 2V0L151 1V0H143L142 1V3L138 0H136L137 1V3H136V1H134L135 3H136V5L135 4H131V0H104L103 1V4H102V2ZM107 1V2H106ZM149 1V2H148ZM180 2V4H178L179 2ZM215 1V2H214ZM260 1H262V0H260ZM16 2V3H15ZM30 2V3H29ZM97 2H98V4H97ZM107 3V5H105L106 3ZM139 2H140V4H139ZM145 2H146V4H145ZM153 2L154 4H156V5H154L155 6V8H159V9H157L158 10V13H159V11H160V14H158V15H160V16H157V13L155 14V12L154 11H156V9L154 8V6H153V3L151 4V3ZM157 2V3H156ZM161 3V5H159V7H158V3ZM163 2V3H162ZM177 2V3H176ZM209 2H211V3H209ZM254 3V4H257V5H259V10H257V11H255L256 12V16H258L257 17V19L258 20H255V21H258V22H255V21H253L252 23H250L249 22V24H247L245 27H244V29H242V30H244V32L240 29V28H231V29H229V31L228 32H221V31H219V29L223 26L222 24V26L220 25V22L221 21H223V24L225 23L226 25L228 24V25H234V23L236 24V22L238 21V22H240L239 24H242V23H244V19H245V17H247V16H249V15H247L248 14V11H250V10H248V9H251V5L249 6V4H251V3ZM23 3V4H22ZM32 3H33V0H32ZM79 3V4H78ZM100 3H101V5H100ZM133 3V2H132ZM144 3V4H143ZM159 3V4H160ZM200 3H202V4H204V5H207L208 6V10H209V8H210V11H208L207 10V6L205 7L204 5L203 6H201V4ZM215 3V4H214ZM218 4V6L216 7V5ZM234 3V4H233ZM3 4V5H2ZM21 4V5H20ZM148 4H150L152 7H150V5H148ZM183 4V5H182ZM184 4H185V7H187V8H185L184 7ZM189 6H188V5ZM209 4H210V6L212 7V5L213 6H215V7H210L209 6ZM222 4V5H221ZM27 7H26V6ZM97 5V6H96ZM104 7H103V6ZM129 5L131 6V7H129ZM136 6V8H135V6ZM146 5L147 6H149V7H147L146 8ZM177 5V6H176ZM221 5V6H220ZM248 5V6H247ZM261 5V6H260ZM86 6V7H85ZM108 6V7H107ZM139 6V7H138ZM142 6V7H141ZM180 6V7H179ZM193 6H194V8H193ZM197 6V7H196ZM223 6H225V7H223ZM22 7V8H21ZM100 7V8H99ZM146 8V9H144V8ZM177 7V8H176ZM189 7H190V11H188L189 10ZM204 8V9H206V10H204V9H200V8ZM220 7H222L221 9H220ZM246 9H245V8ZM248 7H250V8H248ZM24 8V9H23ZM26 8H28V10H30L29 12H26V11H28ZM83 10H82V9ZM84 8H85V10H84ZM105 8V9H104ZM107 8H109V10H113L112 12H114L115 10H119V12L117 11V13H112L111 11V13L113 14V16H112V14L108 11V9ZM111 8V9H110ZM138 8V9H137ZM142 8V9H141ZM153 8V9H152ZM177 9V10H175V9ZM192 8V9H191ZM199 8V9H198ZM216 8V9H215ZM231 8V9H232ZM239 8V9H238ZM243 10V8L245 9V13H246V11H247V13L246 14H244L243 12H242V10ZM248 8V9H247ZM257 8V9H258ZM33 11H32V10ZM106 9H107V11H106ZM122 9V10H121ZM125 9H131V10H129V12H128V10H127V15H129V13H131L130 15H132V18H133V20L131 19V17H128L124 12H126V10ZM144 9V11L146 10V12L143 14L141 11ZM187 11H186V10ZM196 9H198V11H200L201 10V12H202V14H204V16L200 13V12H198ZM211 9H212V11H211ZM215 9V10H214ZM263 11H262V10ZM24 10H26V11H24ZM98 10H102L103 12H105V13H102V11H98ZM125 10V11H124ZM152 12H154V13H152ZM185 10V11H184ZM191 10H193V11H191ZM194 10H196V13L198 14V16H199V18H198V16H197V14L196 13H193V12H195ZM203 10V11H202ZM217 10V11H216ZM225 9H223V11H224ZM242 12V13H240V11ZM120 11H122V12H120ZM124 11V12H123ZM131 11V12H130ZM132 11H133V13H132ZM148 11H150L149 13H148ZM172 11V12H171ZM206 11V12H205ZM216 11V12H215ZM218 11H219V13L222 15H219V13H218ZM244 11V10H243ZM261 11L263 12V13H261ZM17 12H19V13H17ZM26 12V13H25ZM109 12V13H108ZM157 12V11H156ZM187 12V13H186ZM204 12V13H203ZM212 12H215V13H218L217 14V16H215L214 14L215 13H213V15L215 16H213L212 15ZM261 14H260V13ZM28 13V14H27ZM119 13H120V15H119ZM124 14V17L126 16L127 17V20H126V17H125V22L122 20L124 17H123V14ZM134 13H136V14H134ZM138 13H140V14H142V15H139ZM164 13V14H163ZM170 13H172V14H170ZM176 13V14H175ZM177 13H178V15H177ZM191 14L192 13V16H190L189 14ZM199 13L202 15H199ZM209 13H211V16H209L208 14ZM259 13V14H258ZM114 14H117V16L116 17H114L115 15ZM146 14V16H144ZM150 14H153V15H150ZM163 14V15H162ZM188 16H187V15ZM195 14V15H194ZM239 14H244V15H246V16H243V15H241V16H239ZM15 15V16H14ZM22 15V16H21ZM33 15V14H32ZM81 15H82V17H81ZM104 15H106V16H108V17H106V16H104ZM113 17V19L115 18L116 20H118L117 18H119V20H121V21H119L118 20V22L119 23H117L116 25L118 26V25H120L121 26V24H122V26L120 27H118L119 29H123L124 31L125 30H127V32L125 31V33H122V37H123V35L124 34H127L128 32L131 34V36L132 35H134L135 37H136V41H137V44L135 43L136 41H135V39H134V37H133V40H134V42L132 43V41L133 40H131L132 38L129 36V37H127L128 35H125L126 37L125 38H127L126 39V41L128 40V38H130L129 39V44L127 43V42H125V40H124V38H123V41L122 40H120V39H122V37H120V39H119V34H121V33H118V34H115V33H117V32H119L118 30H116V32L114 31V29L115 28H117V27H115L116 25L114 24L113 25V23H115V21L116 20H113L112 19V17ZM139 15V16H138ZM173 15V16H172ZM177 15V16H176ZM183 15V16H182ZM186 17H185V16ZM209 17H208V16ZM219 15V16H218ZM234 15H236V16H234ZM263 15V16H262ZM83 16H85V17H83ZM122 18H120V17ZM152 18H155V20L154 19H152ZM154 16V17H153ZM163 16H165V17H162ZM170 16V17H169ZM175 16V17H174ZM191 18H193L194 19V22L195 23H193L192 22V19H190V17ZM197 18H196V17ZM262 16V17H261ZM110 17V18H109ZM150 17V18H149ZM159 17V19H158V21H156V18H158ZM169 17V18H168ZM172 17V18H171ZM188 17V18H187ZM200 17H203V18H205V17H207L206 19H202V18H200ZM220 17V18H219ZM223 17V18H222ZM230 19H229V18ZM244 17V18H243ZM25 18V19H24ZM108 18V19H107ZM138 18L140 19V21L142 22L141 24H143V25H141L140 24V27H138L139 25V23H140V21L138 22ZM149 18V19H148ZM171 18V19H170ZM175 18H177V21H176V19ZM217 18V19H216ZM232 18L235 20V22L233 23L232 21H234V20H232ZM242 18V19H241ZM86 19H89V21L91 22H89L90 23V25L87 23H85V20ZM129 19V20H128ZM137 20V22H136V20ZM161 19V20H160ZM164 19V20H163ZM198 19H199V21H198ZM214 19V20H213ZM218 19H220V22H219V20ZM223 19V20H222ZM238 19V20H237ZM260 19V20H259ZM94 20V21H93ZM111 20H113V21H111ZM132 20V21H131ZM146 20H148V21H146ZM160 20V21H159ZM168 22H167V21ZM174 20V21H173ZM190 22H189V21ZM196 20V21H195ZM202 20H204V21H202ZM206 20V21H205ZM224 20H228V21H224ZM232 20V21H231ZM241 20V21H240ZM262 20V21H261ZM86 21H88V20H86ZM152 21H155V23L156 22H158V24L156 23H154L155 25H154V27H153V22ZM164 21V22H163ZM177 23H176V22ZM188 21V22H187ZM201 21V22H200ZM109 22H111V23H109ZM120 22H121V24H120ZM126 22H132V23H130V24H128V23H126ZM137 24H135V23ZM145 22V23H144ZM150 22H151V26L149 25L150 24ZM172 22V23H171ZM178 22H180V23H178ZM197 22H199V24L201 23V26L197 23ZM209 22V23H208ZM219 22V23H218ZM227 22V23H226ZM255 22V23H254ZM263 22V23H262ZM96 23H98V25H99V23H100V29H102L103 27H104V30H106V31H104L103 29V31H101L100 32V29H97L99 26L98 25H96ZM126 23V24H125ZM161 23V24H160ZM164 23V24H163ZM185 23H187V24H185ZM189 23V24H188ZM190 23H191V25H190ZM193 23V24H192ZM230 23H233V24H230ZM261 23V24H260ZM106 24H108L107 26H108V29L109 28H111V29H109V30H107V28H106V26H104V25H106ZM109 24H110V26H109ZM123 24H125L124 26H128L129 25V27H131V28H133V29H135L134 31H135V33H134V31L130 28H127V27H124L123 26ZM145 24V25H144ZM149 26V27H146L147 25ZM173 24V25H172ZM180 24V25H179ZM196 24V25H195ZM203 24V25H202ZM224 24V25H225ZM103 25V26H102ZM111 25H113V26H111ZM134 25V26H133ZM137 27H136V26ZM160 25V26H159ZM161 25H163V26H161ZM168 25H170L169 27H168ZM172 25V26H171ZM186 25V26H185ZM188 25H190V26H188ZM195 26V27H193V26ZM5 26H9V28L8 29H6L5 28ZM98 26V27H97ZM102 26V27H101ZM142 26V27H141ZM143 26H145L146 28H144ZM165 26V27H164ZM177 26V27H176ZM184 26V27H183ZM14 27V28H13ZM85 27V28H84ZM97 27V28H96ZM124 27V28H123ZM138 28V29H136V28ZM165 28V30L166 29H168L167 30V33L166 34H162V32L164 31V32H166L165 30H164V28ZM183 27V28H182ZM190 27V28H189ZM192 27V28H191ZM198 27V28H197ZM256 27V28H255ZM126 28V29H125ZM149 28H151V29H149ZM156 30H155V29ZM160 28H162V29H160ZM173 28H174V30H173ZM178 28H179V30H178ZM183 30H181V29ZM194 28H195V30H194ZM209 28V29H208ZM38 29V28H37ZM146 31H145V30ZM155 31H154V30ZM163 30V31H160V30ZM171 29V30H170ZM206 29V30H205ZM233 29V30H232ZM241 31H240V30ZM24 30V31H23ZM79 30H81V31H79ZM112 30H113V32H112ZM122 30V32H124ZM130 30V31H129ZM133 32H132V31ZM150 30H151V32L153 33V42H152V39L150 38L151 37V35L150 34H152V33H148V31L150 32ZM158 30V31H157ZM184 30H185V32H184ZM189 30H190V32H189ZM197 30H198V33H197ZM202 30V32L204 31V33H200V31ZM209 32H208V31ZM235 30V31H234ZM31 31H32V33H31ZM172 34V36H171V34L169 33V32ZM175 31H176V33H179V34H177V36H175L176 35V33H175ZM182 31V32H181ZM192 31H194V32H192ZM196 31V32H195ZM232 31V32H231ZM237 31V32H236ZM250 31H251V33H253V34H251L250 33ZM253 31V32H252ZM103 32V33H102ZM106 32L108 33V35H109V37L106 35V38L108 39H112L111 40V42L112 43H116V44H114V47H108L109 45H107V44H109V43H111L110 41H109V43H108V40L106 39V38H104V39H106V40H104L103 39V37L105 36V34H106ZM121 32V31H120ZM158 32H160V33H158ZM175 33V34H173V33ZM208 32V33H210L211 34V36H210V34H206V33ZM214 32V33H213ZM216 32V33H215ZM221 32V33H220ZM236 32V34L234 35V33ZM26 33V34H25ZM105 33V34H104ZM134 33V34H133ZM145 33V34H144ZM147 33H148V36H147ZM157 33L158 34H160L159 36L157 35ZM183 35H182V34ZM186 33H188V34H186ZM192 33V34H191ZM212 33H213V35H212ZM219 35H221V36H219L218 38H217V40H215L216 38L215 37H217L218 36V34ZM224 33H225V35H224ZM239 33H241L240 34V36H242L243 35V33H244V36L243 37H245L244 38V40H243V42H242V40H240L241 42H235L234 41V37H237L238 36V38H239ZM28 34V35H27ZM32 34V35H31ZM83 34V35H82ZM104 34V36L102 37V35ZM113 34H115V35H113ZM129 34V35H130ZM136 34V35H135ZM139 34L140 35H145L146 37H144L143 35V37H144V39H146L145 41L143 40V37L142 36H139ZM156 34V35H155ZM167 34H169V35H167ZM199 34H200V37H199ZM203 34H205V35H209L208 37L207 36H205V35H203ZM231 34L234 36H231ZM31 35V36H30ZM155 35V36H154ZM163 35V37H161ZM165 35V36H164ZM180 37H179V36ZM181 35L183 36V39L181 38ZM186 35V36H185ZM194 35V36H193ZM223 35H224V37H223ZM231 36L230 37V40H233L232 41V43H231V41L228 39V36ZM80 36V37H79ZM158 36V37H157ZM169 36V37H168ZM170 36H171V38H170ZM190 36H193V38L192 39H194V37L195 38H197V39H195L194 41H192V39H190L189 37ZM203 37V39H202V37ZM213 36V37H212ZM29 37V38H28ZM35 37V36H34ZM33 37V38H34ZM94 37V38H93ZM102 37V38H101ZM110 37H112V38H110ZM114 37V38H113ZM142 38V39H140V38ZM150 38V41L151 42H149V38ZM160 37L162 38L161 40H162V42L161 41H158V40H160ZM168 37V38H167ZM179 37V38H178ZM211 37H212V42H211ZM223 37V38H222ZM227 37V38H226ZM32 38V39H33ZM84 38V39H83ZM103 39V41L101 40V39ZM138 38H139V40H141V41H138ZM157 38H159L158 40H157ZM164 38V39H163ZM173 38V39H172ZM177 38L178 39H180V40H178L177 41ZM185 38V39H184ZM205 38V39H204ZM207 38V39H206ZM222 38V39H221ZM233 38V39H232ZM242 38V37H241ZM99 39H100V41H99ZM115 39H119L118 41H116ZM168 40V44L166 43V44H164L167 40ZM199 39V40H198ZM219 39V40H218ZM225 39H227V40H225ZM243 39V38H242ZM92 40H93V43L94 44H90L89 46L90 47H92V46H97V45H99L98 47H100V48H102L103 49V46L104 47H108V49L110 50V52L112 53H109V52H106V51H108V50H104L105 52H106V54L107 53H109L110 54V58H109V56L108 57H106L107 55H109V54H103V51L100 49L99 50V48L98 49H96V48H91L92 49V51H90V48H89V46H88V52H87V50L86 49H84L85 51H79V50H83L82 48L84 47L83 45H84V43L86 42V44L88 45V43H92ZM170 40H173V42L175 43V44H173V47L171 46L172 45V42L170 41ZM187 40V41H186ZM191 40V41H190ZM198 42H197V41ZM204 40H205V42H204ZM213 40H214V42H213ZM229 40V41H228ZM94 41H97V43L98 44H96ZM99 41V42H98ZM104 41H107V43L106 42H104ZM116 41V42H115ZM120 41H122L123 43H124V45H125V43H127L128 44V46L130 47V50H132V51H130L129 50V47L128 48H126V46H124L123 45V43L121 44L120 43ZM131 41V42H130ZM161 42V43H159V45L157 46V45H155L156 43L155 42ZM170 41V42H169ZM180 41H182V42H180ZM184 41V42H183ZM188 41H189V44H188ZM209 41V42H208ZM228 42V43H226V42ZM80 42V43H79ZM103 42L104 43H106V44H104L103 45ZM139 42H141V43H139ZM143 42H145L144 44L145 45H142L143 44ZM148 42V43H147ZM157 42V43H158ZM194 42H196V43H194ZM204 42L205 44L204 45H206L205 47L203 46V44L202 43ZM211 42V43H210ZM131 43V44H130ZM135 43V44H134ZM154 43V44H153ZM180 43H183V44H181L180 45ZM190 43H192L193 45L191 46V44ZM214 43V44H213ZM3 44V45H2ZM85 44V45H86ZM96 44V45H95ZM103 46H102V45ZM134 44V47H132V46H130V45H133ZM140 44L143 46V48H142V46H140ZM149 44H151L150 46H152V45H155V46H157V47H155V52L153 51L154 49V46H152V48L150 47V48H148L149 46H147V45H149ZM163 44H164V46H163ZM201 44V47L199 46ZM233 44H235V46L233 45ZM240 46H239V45ZM242 44V45H241ZM82 45V46H81ZM92 45V46H91ZM112 45V44H111ZM110 45V46H111ZM119 45L121 46V47H119ZM139 46L138 48H137V46ZM175 45H176V47H175ZM177 45H179L182 49L180 50V47L179 46H177ZM186 45V46H185ZM190 46L191 48H188L187 46ZM194 45L196 46L195 48H197V50H199L200 48H206V50L209 52L211 49V51H210V53H206L204 56H202L201 58H199L198 60H197V62L196 61H194V62H191V63H189V64H187V66H186V68H185V71H184V73H183V76H181V73L180 72H178V71H172V69H173V67H176V65L179 63V59L180 60H186V59H188L191 55H193V51H197L195 48H193L192 49V47H194ZM198 45V46H197ZM238 45V46H237ZM5 46V47H4ZM16 46H18V47H16ZM116 46H117V48H116ZM148 48V50H147V48ZM171 48H170V47ZM183 46H185V47H183ZM210 46V47H209ZM212 46V47H211ZM232 48H231V47ZM22 48V49H20V48ZM24 47V48H23ZM26 47V48H25ZM87 47V46H86ZM119 47V48H118ZM122 47H125V49H126V51H130V52H127L126 53V51H120L121 49L123 50L124 48H122ZM132 47V48H131ZM142 49H141V48ZM145 47V48H144ZM158 47H160V48H158ZM164 48V51H165V53H166V55H165V53H161L162 52V50H163V48ZM186 47H187V49H186ZM199 47V48H198ZM209 47V48H208ZM213 47H214V51H213ZM227 49H226V48ZM228 47H230V48H228ZM237 48L238 50H236L235 48ZM238 47H241V48H238ZM6 48V49H5ZM10 48V49H9ZM171 50H173V51H171ZM173 48V49H172ZM175 48V49H174ZM177 48V49H176ZM179 48V49H178ZM185 48V49H184ZM203 48V49H204ZM225 48V49H224ZM242 48H243V50H242ZM254 48H256L255 50H254ZM12 49H14V50H12ZM79 49V50H78ZM120 49V50H119ZM137 49H140L141 51H139V50H137ZM152 49V50H151ZM157 49V50H156ZM161 49V50H160ZM170 51H169V50ZM191 49V50H190ZM209 49V50H208ZM223 49V50H222ZM234 49V50H233ZM262 50V51H259V50ZM10 50H12V51H10ZM18 50H20V51H18ZM23 50H25V51H23ZM112 50V51H111ZM113 50L115 51V53L116 54H119V55H113ZM134 50H135V52H134ZM143 50V51H142ZM144 50L146 51H150V52H147L148 54H144V53H146V52H144ZM158 50H160V51H158ZM184 50H186V51H184ZM229 51V50H231V53H233V54H231L232 56L231 57H233V56H235L236 58L238 57V58H240V59H236L235 57L234 58H231L230 57V61L228 60H226L227 61V64H224V62L226 63V61H224L223 62V60H219L218 59V57H220V53H221V51L223 52V51ZM253 50V51H252ZM7 51H8V53H7ZM136 51H137V54H136ZM153 51V52H152ZM163 51V52H164ZM167 51V52H166ZM175 51H177L176 53H175ZM180 51V54H179V56L177 57V53ZM183 51V52H182ZM190 51V52H189ZM242 51V52H241ZM254 51H256V52H254ZM22 54H21V53ZM65 53L66 52V54L64 55L63 53ZM82 52V53H81ZM118 52V53H117ZM122 52H124L123 54H122ZM132 52V53H131ZM143 52V53H142ZM157 52V53H156ZM174 53V54H172V53ZM189 52V53H188ZM237 52H240V53H237ZM259 52L262 54H259ZM18 53H20V54H18ZM24 53V54H23ZM121 53V54H120ZM125 53L126 54H133V53H135L134 55H132L133 57V59L134 58H136V59H138L139 60V62H137L136 63V61H134V60H131L132 58H130V56L129 55H125ZM154 53H156V55L154 54ZM186 55H184V54ZM215 53H217V54H215ZM219 53V54H218ZM2 54V55H1ZM11 54V55H10ZM139 54V55H138ZM142 54H143V56L144 57H141L142 56ZM168 54V55H167ZM176 54V55H175ZM10 57H9V56ZM14 55V56H13ZM111 55H113L112 57H111ZM135 55L137 56L138 55V58L137 57H135ZM163 55V56H162ZM180 55H182V56H184V57H180ZM207 55V56H206ZM212 55H215V58L216 59H214V56H212ZM241 55V56H240ZM147 56H148V58H147ZM169 57V59H168V57ZM170 56H171V58H170ZM173 56V57H172ZM254 56V57H253ZM3 57V58H2ZM24 57V56H23ZM142 58V61H143V59L146 57V59L144 60L145 62H142L140 59ZM151 57V58H150ZM209 57V58H208ZM212 57V58H211ZM248 57V58H247ZM10 58H12V59H10ZM152 59V61L151 60H147V59ZM205 58H207V59H213V61H211L210 63H209V60H205ZM154 59H155V61H154ZM172 59V60H171ZM232 59V60H231ZM244 59V60H243ZM249 59H252L253 60V62L251 61V63H250V60ZM256 59V60H255ZM137 60V61H138ZM149 62H147V61ZM176 60H177V62H176ZM202 60V61H201ZM204 60H205V62H204ZM215 60V61H214ZM234 60V61H233ZM244 62H243V61ZM9 61V62H10ZM259 61V62H258ZM137 64V65H141L140 67L138 66H134V65H136L135 63ZM176 63V64H173V63ZM214 62H216V63H214ZM223 62V63H222ZM245 62H247V63H249V64H245ZM256 62H258V64H260V65H262V66H260V65H257V63ZM261 62V63H260ZM130 63H132V64H130ZM145 63H147V64H145ZM151 63V64H150ZM167 63V64H166ZM198 63H200V64H198ZM201 63L205 66V67H203V66H200L201 65ZM207 64V65H205V64ZM235 65H234V64ZM241 63V64H240ZM263 63V64H262ZM5 64V65H4ZM7 63H2V62H0V74H17V72H13V69L11 68V65H10V63L9 64H7V65H10V67L9 66H7L6 65ZM128 64V65H127ZM131 65V67H132V65H133V67H137V69L135 70L134 68V70H133V75L131 74L132 73V70H131V68L129 69L128 67H130V65ZM142 64H145V65H142ZM153 64V66L152 67H150L151 65ZM171 64V66H168V65H170ZM215 64V65H214ZM229 64V65H228ZM233 66H232V65ZM238 64V65H237ZM239 64H240V66H239ZM243 64H245L246 65V68H244V65ZM251 64V65H250ZM255 64V65H254ZM85 65V66H84ZM89 66L90 68H88V67H86V66ZM105 65H109V67H106ZM111 65V66H110ZM112 65H116V66H112ZM124 65V66H123ZM127 65V66H126ZM174 65V66H173ZM190 65V66H189ZM209 65H211V66H209ZM218 65V66H217ZM223 65H226V66H223ZM247 65H249L248 67H247ZM3 66V67H2ZM6 66V67H5ZM103 66H104V68H103ZM145 68H144V67ZM148 66V67H147ZM162 66V67H161ZM172 68L171 70L168 68ZM189 66V67H188ZM207 66H208V68H207ZM217 66V67H216ZM222 66L223 67H225V68H223V70H222ZM230 66V67H229ZM231 66H232V68H231ZM236 66H238V67H236ZM242 66H243V68H242ZM256 67V68H254V67ZM257 66H260V67H257ZM121 67V68H120ZM124 67V68H123ZM150 67V69H148ZM153 67H155V69L153 68ZM211 67V68H210ZM216 67V68H215ZM226 67H228V68H230L231 69V71H230V69H228V68H226ZM237 69H236V68ZM262 67V68H261ZM84 68H86L85 70H84ZM87 68H88V70H87ZM94 68V69H93ZM98 69V72H97V69ZM100 68V69H99ZM103 68V69H102ZM112 68V69H111ZM114 68V69H113ZM117 68V69H116ZM118 68H120L122 71H120V69H118ZM240 68V69H239ZM256 70H254V69ZM261 69V70H258V69ZM102 69V70H101ZM106 69H109V70H106ZM126 69V70H125ZM129 70V72H130V70H131V72H130V74H128L129 72H128V70ZM143 71H142V70ZM145 69H147V70H145ZM154 70V72H152L153 70ZM220 71H219V70ZM225 69V70H224ZM226 69H228V70H226ZM236 69V70H235ZM241 69H243V70H241ZM87 70V71H86ZM93 70V71H92ZM110 70H112V71H114L115 73H116V75L118 74H124L125 72H127V74L125 73L124 75L127 77V80H126V82L127 83H125L124 85H123V87H120V86H116V89L114 88V90L115 91H113V88L112 87H114V85H118V84H115L113 81L115 80V78H114V76H112V75H115L114 74V72H110ZM160 70V71H159ZM211 70H212V72H211ZM214 70V71H213ZM218 70V71H217ZM223 72H222V71ZM246 70V71H245ZM248 70V71H247ZM252 70H254L253 72H251ZM262 70H263V72H262ZM10 71H12L11 73H10ZM50 71V72H49ZM54 70H47V72H46V70H44L42 73L44 74L45 72V74L43 75V76H40V78H43L44 76V79H50L51 77V75H49V74H54V72H53ZM103 71L105 72V73H103ZM120 71V72H119ZM125 71V72H124ZM139 71V72H138ZM141 71V72H140ZM165 71H167V72H165ZM172 71V72H171ZM209 71H210V73L212 74H210L209 73ZM219 72V73H221V74H218L217 72ZM227 71H230L229 73L227 72ZM238 71V72H237ZM259 71V72H258ZM5 72V73H4ZM28 71L26 70V71H24L23 73H21V74H30L29 72L27 73ZM84 72L88 75H84ZM90 72V73H89ZM92 72H93V74H92ZM96 73V79H95V73ZM108 72H110V74L108 73ZM119 72V73H118ZM122 72V73H121ZM142 72H144V74L142 73ZM147 72V73H146ZM148 72H150V74L151 73H153L152 74V76L149 78V79H151V80H147V82L145 81V79H143L142 80V78L141 77H144V76H146V74H148ZM160 72V73H159ZM214 72V73H213ZM233 72V73H232ZM241 72V73H240ZM260 72H262L261 74H259ZM41 73V74H42ZM49 73V74H48ZM138 73H140V75L138 74ZM142 73V74H141ZM158 73V74H157ZM217 73V74H216ZM31 74H33V73H31ZM72 74H73V78H71L72 77ZM80 74H82V75H80ZM90 74H92V76H93V78H94V83H92L93 82V79H92V76H90ZM100 74L102 75V77L100 76ZM112 74V75H111ZM156 74V75H155ZM208 74V75H207ZM217 76H216V75ZM234 74V75H233ZM251 74H253L254 75V78H253V76L251 75ZM261 75V76H259V75ZM75 75H78V78H76V76ZM80 75V76H79ZM103 75H105V76H103ZM110 75V76H109ZM158 75V76H157ZM162 75V76H161ZM207 75V77H206V80H208L209 81V83L207 82V81H205V76ZM215 75V76H214ZM218 75H221V77H218ZM225 75V76H224ZM229 75V76H228ZM232 75V76H231ZM251 75V76H250ZM256 75V76H255ZM47 76H49V77H47ZM84 76L85 77V79L84 78H82V77ZM90 76V77H89ZM112 76V77H111ZM137 76H141L140 78L139 77H137ZM153 76H155V77H153ZM182 77V79H181V77ZM211 77V79H210V77ZM213 76V77H212ZM223 76V77H222ZM226 76H228V77H226ZM246 77V79H245V77ZM257 76L259 77L258 79V81H257ZM80 77V78H79ZM87 77V78H86ZM101 77V78H100ZM110 77L113 79L114 78V80H110ZM136 77V78H135ZM153 77V78H152ZM164 77V78H163ZM178 77V78H177ZM209 77V78H208ZM216 77H218L217 79H216ZM224 77H226V78H224ZM70 78L72 79V80H70ZM89 78V79H88ZM134 78V81L132 80ZM140 79L141 81H139V80H137V79ZM157 78H158V80H157ZM162 78V79H161ZM166 78V79H165ZM173 78H174V80H173ZM229 78H230V80H232V82H233V84H232V82L230 81V83H231V85H229ZM91 79V80H90ZM98 79H99V82L100 81H102V80H104L105 81V79L112 85V86H110V84L109 83H107V81L104 83V82H102L103 83V86H102V83H101V85L99 84V82H98ZM160 79V80H159ZM168 79V80H167ZM203 79H204V81H203ZM212 79H213V81H212ZM223 79H225V81L223 80ZM245 81H244V80ZM256 81L255 83H254V81ZM256 79V80H255ZM30 81H29V83L27 84V86H29L30 85V83H31V81H33V79L32 78H30L29 79ZM63 79L62 80H60L62 83H63V81H64ZM85 80V82H83ZM91 81V83L92 84H90V85H93V86H91L92 88H90L88 85H89V82ZM164 80H167V81H172V82H170V87L171 86H173V87H175V85H176V87L178 86V87H180L179 89H178V87H177V90H173V91H176L175 93L173 92V94H172V92H171V88L169 87V88H167V89H165V91H160V90H162L161 88H158L159 86V83L160 82H162V81ZM177 80V81H176ZM178 80H180V81H178ZM217 80V81H216ZM220 80V81H219ZM223 80V81H222ZM227 80H228V82H227ZM243 80V81H242ZM260 80H261V82H260ZM80 81H82V82H80ZM88 81V82H87ZM139 81V82H138ZM160 81V82H159ZM174 81V82H173ZM222 81V82H221ZM239 81V82H238ZM242 81V82H241ZM97 82V83H96ZM144 82H146V83H144ZM156 84H155V83ZM176 82V83H175ZM215 82V83H214ZM239 84H237V83ZM240 82H241V84H243V85H241L240 84ZM244 82V83H243ZM247 84H246V83ZM75 83V84H74ZM80 83V84H79ZM84 83H85V85H84ZM158 83V84H157ZM228 83V84H227ZM261 83H263V85L262 86H260V84ZM70 84V85H69ZM72 84H74V85H72ZM78 84V85H77ZM94 84H95V86H94ZM96 84H99V86H97ZM130 85V86H127V85ZM145 84H147V85H145ZM151 84V85H150ZM153 84H154V86L156 85V87H155V89L154 90H156V92L154 91V90H152V88H154V86H153ZM213 84V85H212ZM246 84V85H245ZM252 84H255V85H252ZM86 87H84V86ZM106 85V87L104 88V86ZM148 87V89L145 87ZM210 85V86H209ZM212 85V86H211ZM235 85V86H234ZM240 86L239 87V92H237L238 90H237V88H238V86ZM247 86L248 88H246L245 86ZM249 85H251V86H249ZM256 85H259L258 87L256 86ZM27 86H25V87H27ZM125 86H127V87H125ZM132 86V87H131ZM134 86V87H133ZM150 86V87H149ZM152 86V87H151ZM232 86H234V87H232ZM237 86V87H236ZM242 86L244 87V88H242ZM253 86V87H252ZM256 88H255V87ZM89 87V88H88ZM95 87H96V90H95ZM98 87V88H97ZM102 87V88H101ZM108 87V88H107ZM197 87V88H196ZM210 89H209V88ZM251 87V88H250ZM77 88V89H78ZM100 88V89H99ZM108 90H107V89ZM119 88V89H118ZM129 88H138V89H140L141 91H143L142 93H145V95H144V97L146 98V99H148L147 100V102L149 101V98H148V96H147V94L149 95V97L152 99L153 97H155L153 100H151L150 99V104H146L145 103V101H144V99L143 100H141V102H142V104H144V105H140L141 103H139L138 104V106L140 107V108H142L141 110L143 111L142 113L144 114V116H143V114H140V116L138 115L137 117H136V111H135V109L133 108L136 104H134V102H132L133 100L134 101H137L136 99H135V96H133L132 97V95L131 94H129V93H127V91H128V89ZM196 88L197 90H194V89ZM231 88V89H230ZM241 88V89H240ZM246 88V91L244 90ZM260 88H261V90H260ZM99 89V90H98ZM105 89V90H104ZM110 89L113 91H110ZM146 89L149 91H146ZM183 89V90H182ZM193 91H192V90ZM203 89H204V91H203ZM218 89V90H217ZM224 89H225V92H224ZM227 89V90H226ZM236 91H235V90ZM256 89V90H255ZM260 91H259V90ZM104 90V91H103ZM181 90H182V92H181ZM192 91V94H191V91ZM199 90V91H198ZM223 90V91H222ZM233 90V91H232ZM98 91H100V92H98ZM109 91V92H108ZM145 91V92H144ZM150 91H154V92H151L150 93ZM178 91V92H177ZM189 91V92H188ZM203 91V92H202ZM207 91V92H206ZM209 91V92H208ZM102 92H104V93H107V96L104 94V96L101 94ZM160 92L162 93L161 95H160ZM193 92H195V93H193ZM198 92H200L199 94L202 96H204V98L203 97H201L199 94H198ZM204 92H206V93H204ZM219 92V93H218ZM222 92V93H221ZM224 92V93H223ZM229 92V93H228ZM240 92H242V93H240ZM246 92V93H245ZM86 93H89L88 95L89 96H87V94ZM150 93V94H149ZM154 93V94H153ZM156 93V94H155ZM189 93L191 94L190 96H189ZM207 93H209V94H207ZM215 93H216V95H215ZM218 93V94H217ZM222 95H221V94ZM97 94V96H95ZM100 94H101V96H100ZM174 95V96H176V94H177V96H179V97H175L176 99H177V101H175V100H173V99H175L174 98V96L171 98V96L172 95ZM208 95V97L207 96H205V95ZM245 94V95H244ZM261 94V95H260ZM93 95V96H92ZM154 95V96H153ZM156 95V96H155ZM158 95V96H157ZM189 96V100H188V96ZM218 95V96H217ZM223 95L225 96V97H223ZM227 95V96H226ZM228 95H229V99L228 98H226V97H228ZM95 96V97H94ZM102 96H103V98H102ZM110 96V97H109ZM170 96V97H169ZM200 98H199V97ZM221 98H220V97ZM256 96H259V97H261V98H259V97H257L259 100H257L256 99ZM262 96H263V100H261L262 99ZM97 97V98H96ZM196 97H198L199 98V101L197 100V98ZM218 97V98H217ZM231 97V98H230ZM250 97H253L252 99L250 98ZM77 98V99H76ZM116 98V99H115ZM159 98H160V100H159ZM165 100H164V99ZM166 98L168 99V100H166ZM171 98V99H170ZM179 98V99H178ZM181 98V99H180ZM182 98H184L183 100L185 101V104H184V102H183V100H182ZM186 98H187V100L188 101H186ZM192 98V99H191ZM193 98L195 99L196 98V100H193ZM202 98V99H201ZM206 98H208V99H206ZM219 99V100H217V99ZM224 98H226V99H224V101H223V99ZM250 98V100L252 101H250V100H248ZM98 99V100H97ZM102 101H101V100ZM157 99V100H156ZM162 99V100H161ZM230 99H231V102H230ZM232 99H233V101H234V103L235 102H237V103H235V105L232 103L233 101H232ZM247 99V100H246ZM104 100H108V101H110L111 103H110V105L108 104V103H106V104H108L109 105V107L106 109V105H105V102H104ZM202 100H203V102H205V103H203L202 102ZM205 100V101H204ZM209 100H210V103L212 104H214L215 103V105H213L212 107L213 108H215V109H213V108H210V103H209ZM213 102H212V101ZM216 100V101H215ZM227 100H229V101H227ZM101 101V102H100ZM117 101V102H116ZM119 101V102H118ZM159 101V102H158ZM161 101V102H160ZM162 101H164V102H162ZM167 101V102H166ZM171 101H175V102H177V103H175L174 102V104H177V105H173V104H171V107L169 106L170 104H169V102L170 103H173V102H171ZM193 101V102H192ZM201 101V102H200ZM220 101H221V103L222 104H220ZM239 101V102H238ZM242 101V102H241ZM247 101V105H249L248 106V110H247V106H246V104H244L245 102ZM255 101H257V102H255ZM259 101V102H258ZM261 101V102H260ZM113 102H115V104L113 103ZM132 103V105H131V103ZM148 102V103H149ZM154 102V103H153ZM157 102H158V104H157ZM178 102H179V104H181L182 106H180V105H178ZM181 102V103H180ZM190 102V103H189ZM196 102V103H195ZM218 102H219V104H218ZM232 103L233 105H234V107H231V104L230 103ZM254 102V103H253ZM101 103H103L104 105H101ZM125 103V104H124ZM130 105V107L129 108H131L132 109V111L133 112H131L130 110L129 111H127L129 108H128V104ZM135 103H137V102H135ZM155 103H156V106H155ZM160 103V104H159ZM163 103V104H162ZM186 103H188V105L186 104ZM192 103H193V105H192ZM194 103L196 104V106H197V109L195 110V108H196V106H194ZM199 105H198V104ZM203 104V106L201 105V104ZM209 103V104H208ZM223 103H225V104H223ZM242 106H240L239 104ZM243 103V104H242ZM249 103V104H248ZM258 103H259V106H257L258 105ZM261 103V104H260ZM113 104V105H112ZM121 105V106H119V105ZM134 104V105H133ZM154 104V105H153ZM165 104V105H164ZM166 104H168V107L166 106ZM184 104V105H183ZM229 104H230V107H229ZM238 104V105H237ZM252 104H253V107H254V110H253V108H252ZM255 104V105H254ZM152 108H154L155 109V112L153 111L154 109L152 108H149V106ZM175 107H173V106ZM192 105V106H191ZM206 105H208L207 107H206ZM219 107H218V106ZM220 105H222L221 107H220ZM226 105V106H225ZM228 105V106H227ZM232 105V106H233ZM251 105V106H250ZM102 106V107H101ZM111 106V107H110ZM114 106V107H113ZM121 108V107H123V108H125L126 109V111H125V109H123V108H121L122 109V111H121V109L120 110H118L119 108ZM125 106V107H124ZM126 106H127V108H126ZM133 106V107H132ZM144 106H145V108H144ZM155 106V107H154ZM158 106H160V107H158ZM181 108H180V107ZM186 107V108H184V107ZM189 106V107H188ZM205 106V107H204ZM215 106H217V109L219 110V111H221L223 114H227L225 111L227 110V108L230 110V108H233L232 110H227V111H229L230 112V114H233V117L228 113V115H230L229 117H227V119L225 118V119H223L224 117H222L221 115H222V113H219V111L216 109V107ZM224 106L226 107V109H225V113L223 112V110H220V109H224ZM245 106V107H244ZM257 106V107H256ZM99 107H100V109H99ZM105 107V108H104ZM157 107H158V109H157ZM163 107L164 108H166V109H163ZM182 107H183V109H186V110H184L183 112H181V110H183L182 109ZM195 107V108H194ZM200 107H203V108H200ZM241 107V108H240ZM259 107V108H258ZM146 109V110H150V111H146L145 110V112L146 113H144V109ZM147 108H149V109H147ZM162 108V109H161ZM169 108V109H168ZM189 108V109H188ZM192 108H194V111L193 110H191ZM203 109V110H198V109ZM206 108V109H205ZM207 108H209V112H210V110H212L211 112L214 114V113H216V112H218L217 114H218V116L219 117H217L218 118V120H217V118L215 117V116H217V114H208V111H206V110H208ZM220 108V109H219ZM238 108H239V110L241 109H243L242 111L240 110H238ZM250 108H252V109H250ZM262 108V109H261ZM114 109H115V111H114ZM176 109V111H174ZM179 109H181L180 111H179ZM235 109V110H234ZM261 111H260V110ZM95 111V112H93V111ZM106 110H108L109 112H108V114L105 112ZM163 112H162V111ZM178 110V111H177ZM216 112H215V111ZM233 110L234 111H236V112H233ZM250 110V111H249ZM256 110L258 111L257 113H256ZM117 111V112H116ZM123 111H124V113H123ZM153 111V112H152ZM157 111V112H156ZM165 111V112H164ZM197 111V112H196ZM203 111V116H202V114H201V112ZM204 111H205V114H204ZM232 111V112H231ZM239 111V112H238ZM116 113L115 115H114V113ZM118 112H120V113H118ZM126 112H127V114L129 113V115L126 117ZM135 112V113H134ZM151 112V113H150ZM179 113L180 115H178V117H177V115L175 114V113ZM185 112V113H184ZM189 112V113H188ZM200 112V113H199ZM207 112V113H206ZM247 112V114H246V116L247 117H245L244 118V114ZM251 114H250V113ZM254 112V113H253ZM263 113V114H261V113ZM86 115H85V114ZM88 114V115H91V114ZM104 113V114H103ZM110 113H111V115H110ZM134 113V114H133ZM156 113V114H155ZM158 113V114H157ZM160 113V114H159ZM175 114V116H174V114ZM182 113V114H181ZM238 116V118L239 119H237V120H239V121H237L236 120V116H235V114ZM240 113H241V115H240ZM249 113V114H248ZM103 114V115H102ZM107 114V115H106ZM118 114H119V116H118ZM125 114V115H124ZM130 114H132V115H130ZM149 114H151V116L149 115ZM164 114V115H163ZM187 115V114H190L191 116H192V118L189 116V118H190V120H189V118L187 117V118H184V116L185 115ZM208 115V117H206V119L208 118V119H212L211 118V116H213L214 118V120H215V118H216V122L219 124V125H221V124H223V126H225L227 123H228V125H230V126H227V127H232V125H236L238 122L239 123H241L239 126H233L234 128H236L237 127V131L239 130V132L241 133V131H240V129L242 128V129H244V131H246L247 130V128L249 127V129L248 130H250V131H247V135L245 136L244 135V137L243 136H241V137H238V135H237V131H235L233 128V130L235 131V134L237 135V136H235L233 139L235 140H230L231 138H232V135L231 134H233V133H229V132H231L232 131V129H226V128H224L222 125L221 126H219V128L220 129H222V130H226L225 132L224 131H222V133H223V135H221L222 133H217L218 131H220L219 130V128H217L218 126H217V123H216V125H215V123H214V120H209V122H211L212 123V125H211V123H209L208 122V119L205 121L204 119H200L201 121V125L203 126H205V128L203 129V128H201V125L199 124L200 122L198 121L199 119L198 118H202V117H204L205 115ZM243 114V115H242ZM254 114H255V116H254ZM257 114V115H256ZM259 114V115H258ZM82 115H85V116H82ZM108 115H110V116H108ZM123 115V116H122ZM157 115V116H156ZM173 115V116H172ZM182 115H184L183 117H181ZM199 117H198V116ZM251 115V116H250ZM262 117H261V116ZM115 116V117H114ZM117 116V117H116ZM125 116V117H124ZM131 116H133L132 118H131ZM135 116V117H134ZM143 116V117H142ZM153 116V117H152ZM154 116H156L155 118H156V122L154 121ZM164 118H163V117ZM169 116H172V117H169ZM180 116V117H179ZM223 116H225V115H223ZM236 118H235V117ZM242 116V117H241ZM248 116H250V118L248 117ZM258 116V117H257ZM85 117V118H84ZM122 117V118H121ZM141 117V118H140ZM146 117V118H145ZM152 118V119H150V121L152 120L153 121V123L154 124H152L151 122H149V118ZM162 117V118H161ZM178 118V119H180V120H183L182 121V126H181V124H177V126H176V128L174 129V130H176L178 127L180 128V130H176L173 134H174V136H172V135H170L172 138L174 137V139H172V138H170V140H169V142H170V144H169V142H168V147H167V144H164L163 142H162V139H163V137H160L161 136V133H162V131L163 130H166L167 128H168V126H169V122H171V121H173V120H171V119H175V118ZM186 117V116H185ZM193 117H195V118H193ZM230 117H232L233 118V122H234V124H232L231 123V120H232V118H230ZM260 117V118H259ZM84 118V120L85 121H83L82 119ZM127 120H126V119ZM135 120H134V119ZM136 118H138V119H136ZM159 120H158V119ZM170 118V120H167V119H169ZM181 118H183V119H181ZM197 118V119H196ZM220 118L223 120V121H228V122H226L225 121V123H222L223 121H220ZM229 118H230V120H229ZM242 118H243V120H242ZM256 118V119H255ZM258 118V119H257ZM263 120H262V119ZM121 119H123V121H121ZM130 119H131V122H134V124L132 123L131 124V126L130 125H128V123H129V121H130ZM132 119H133V121H132ZM141 119H142V121H141ZM147 119V120H146ZM257 121V123H256V121ZM124 120H126V122L128 121V123H126ZM139 120V121H138ZM176 120V119H175ZM174 120V121H175ZM193 120V121H192ZM195 120V121H194ZM196 120H197V125L195 124V122H196ZM240 120H242L243 122H241ZM247 120H249V121H247ZM250 120H254L253 122L252 121H250ZM144 121V122H143ZM149 122V123H147V122ZM159 121V122H158ZM190 121L193 123H191V124H189L190 123ZM203 121H205V122H208L207 123V125H209V127L211 128L213 125V127L211 128L212 130H213V128L215 129V126H217L216 127V129H217V131H216V129L215 130H213L214 132H216L215 134H214V132L212 131V130H210L209 129V127H206L207 125H206V123L204 122V124H202V122ZM229 121H230V123H229ZM247 121V122H246ZM259 121V122H258ZM261 121V122H260ZM83 122H86L85 124L83 123ZM100 122H99V124H100ZM107 122H109V120L107 121ZM120 122V124H122L121 122H123V123H125L124 125H121V127H120V125L117 127L116 126V124H118ZM142 122V123H146V124H142V127L141 126H138L140 123ZM235 122H237V123H235ZM248 122H249V125H248ZM256 123V124H254L253 125V123ZM79 123V124H78ZM139 123V124H138ZM155 123H157V125L155 124ZM247 123V124H246ZM98 124V125H99ZM105 124L107 125L108 123H106L105 122ZM186 124L187 125H189L190 127L188 128V126H186ZM225 124V125H224ZM244 124L246 125V126H244ZM251 124H252V126H251ZM263 124V125H262ZM90 125V124H89ZM113 125V126H112ZM137 125V126H136ZM145 125V126H144ZM148 125V126H147ZM193 125H195V127L196 128H191ZM199 125H200V127H199ZM241 125H243L242 127H241ZM81 126V127H80ZM84 126V127H83ZM109 126H111V127H109ZM123 126V127H122ZM125 126H127V128L125 127ZM129 126V127H128ZM135 126V127H134ZM154 126H156V127H154ZM203 126V127H204ZM248 126V127H247ZM257 126H259L258 128H256ZM95 127H96V125H95ZM105 127V128H106ZM114 127H116V131H114ZM120 127V128H119ZM148 127H151V128H147ZM152 127H154V128H152ZM199 129H198V128ZM221 127H223V128H221ZM238 127L240 128V129H238ZM80 128V129H79ZM83 128V129H82ZM92 128V129H91ZM94 128V126H90V131H92V130H94L93 129ZM119 128V129H118ZM122 128H124V130L125 131H127V129H128V132L129 133H131L132 135H133V137H132V135L131 134H129L128 132H125V133H127V134H129V136H128V138L127 137H125V138H123L124 137V135H127V134H124V135H122V133H123V131L124 130H122ZM131 128V129H130ZM144 128H145V131H144ZM200 128H201V130H200ZM206 128H208L210 131V133H212L211 135H212V139L211 138H209V137H207V138H209V139H207L206 138V135H209L210 136V134H206V133H208L207 131V129ZM261 130H260V129ZM122 130V131H118V130ZM130 129V130H129ZM137 129V130H136ZM142 130V131H140V130ZM197 129L198 130H200V131H202V129L203 130H205V131H203V132H198L197 131ZM253 129H255V130H253ZM89 130V129H88ZM107 130V129H106ZM134 130H136V131H134ZM197 131L199 134L200 133H202L201 135H202V137H201V139L197 136V135H199L197 132L195 133V131ZM228 130H231V131H228ZM82 131H84V132H82ZM107 131V132H108ZM144 131V132H143ZM147 131V132H146ZM179 131V132H178ZM184 131V133H186V134H183V133H181V132H183ZM192 131H194V132H192ZM256 131V132H255ZM119 134H118V133ZM121 132V133H120ZM133 132V133H132ZM138 132V133H137ZM141 132V133H140ZM161 132V133H160ZM226 132H228V134L231 136V138H229V140H227L226 138H225V140L223 141L222 140V138H221V136H226ZM233 132V131H232ZM250 132H252V133H250ZM253 132H255V134L253 133ZM137 133V138L135 139V134ZM182 134L183 136L181 137V139H179V137H176V139H177V141L175 142L174 140H175V136L177 135V136H179V134ZM193 133H195L194 135H193ZM226 133V134H225ZM239 133V135H242V134H244V132L242 133V134H240ZM249 133V134H248ZM138 134L141 136H138ZM141 134H143V135H141ZM160 134V135H159ZM181 134H180V136H181ZM187 134H188V139H190V141H188L187 139H183L184 138V136L187 138ZM206 134V135H205ZM214 134V135H213ZM217 134H220L221 136L218 138V135ZM225 134V135H224ZM227 134V135H228ZM235 134H233V136L235 135ZM254 136H252V135ZM196 135V136H195ZM217 137H216V136ZM111 136V137H110ZM120 136V137H119ZM121 136H123V137H121ZM203 136L205 137V139H202L203 138ZM229 136V137H230ZM131 137L133 138V139H135V140H133V139H131ZM211 137V136H210ZM228 137V136H227ZM253 139H252V138ZM100 138H103V143H102V139H100ZM106 138V139H105ZM126 138H127V140H126ZM199 140H198V139ZM218 138V139H217ZM220 138H221V140H220ZM246 138V139H245ZM256 138V139H255ZM107 140V141H105V140ZM111 139H114V141L113 140H111ZM119 139H121L122 141V143L120 142V140ZM125 139V142H123V140ZM156 139H157V141H156ZM80 140V139H79ZM79 140L77 139V142H79ZM139 140V141H138ZM182 141V140H185V144H183V142H180V144H182V146H184L186 149H187V151L188 152H186V149L185 148H181L182 146H180L179 144H177V143H179V141ZM194 140H196V141H194ZM203 140H205V142L208 140V142L206 143V147L204 146V148H203V146L202 145H205L204 144V141ZM212 142V146L210 145L211 144V142ZM215 140H220V141H223V142H225V143H227L228 144V147L225 145V143L224 144H222L220 141L218 142V141H215ZM243 140V139H242ZM256 140V141H255ZM109 141V142H108ZM112 141V142H111ZM119 141V142H118ZM136 141V142H135ZM156 141V142H155ZM192 141V142H191ZM197 141H199V142H197ZM200 141H202V142H200ZM226 141H231V144L232 143H235L236 145L235 146H237L238 145V149H236V147L234 146L233 147V144L231 145V144H229L230 142H226ZM240 141V142H239ZM116 142V144L114 145L113 143H115ZM135 142V143H134ZM178 145V147L180 146V150L178 149V147L176 146V144ZM188 142V143H187ZM190 142V143H189ZM194 142V143H193ZM215 142V144L213 145V143ZM108 143H110V144H108ZM112 143V144H111ZM198 143H200V144H198ZM221 144V146L219 145V144ZM238 143V144H237ZM239 143H241L242 145H244V148H243V146L242 145H240ZM86 144V145H85ZM108 145V146H106V145ZM127 144V145H126ZM132 144V145H131ZM193 144H194V147H193ZM209 146H208V145ZM81 145L83 146V148L81 147ZM89 145V146H88ZM114 147H113V146ZM131 145V146H130ZM189 145V146H188ZM196 145V146H195ZM200 145V146H199ZM216 145V146H215ZM220 146V147H218V146ZM240 145V146H239ZM89 147V148H87V147ZM92 145H90L89 143H87V142H85V143H83L82 141H81V144L77 147V148H79L80 147V149H83L84 150V152H85V150H86V154H90V155H96L97 157L100 155V156H102L101 154H98L99 152H97V151H95L94 149L95 148H92L91 147ZM188 146V147H187ZM191 146V147H190ZM214 146V147H213ZM223 146V147H222ZM227 148H225V147ZM85 147V148H84ZM111 148V149H113V150H111V149H109V150H107L108 148ZM174 147H176L177 149H178V151L180 152H178L177 151V149L176 148H174ZM192 147H193V149H192ZM209 147H210V150H206V148L207 149H209ZM213 147V148H212ZM217 147V148H216ZM240 147V148H239ZM115 148V149H116ZM169 148V149H168ZM191 148V149H190ZM195 148H197L196 149V151H197V153H194L195 152ZM200 148V149H199ZM232 148H235V150L233 149V151H234V153H233V151L231 150ZM242 148V149H241ZM100 149V150H101ZM168 149V150H167ZM170 149H176L175 151H173V150H170ZM183 149L185 150V152L183 151ZM189 149H190V153H191V155H190V153H189ZM204 149V150H203ZM211 149H217L216 151L217 152H215V151H213L212 150V152H210L211 151ZM221 149V150H220ZM225 149L226 150H231L232 152V154H229V156H227V154H224V155H221V154H223L222 152H224L225 151ZM125 150V149H124ZM150 150V151H149ZM152 150H153V152H152ZM202 151V153H204L205 152V150L206 151H208V152H210L208 155H207V153H206V157L205 158H201V157H203V156H205V153H204V155H202L200 152ZM222 151V152H220V151ZM239 150H241V151H239ZM105 151V152H104ZM149 151V152H148ZM157 151H158V153H157ZM160 151V152H159ZM165 151H166V153H167V155H165V157L167 158V159H165V157H164V155H161L162 153L164 154L165 153ZM170 151H172V155L175 153V152H177L175 155H173V157H170L171 158V160H173V162L175 163H173L172 161V163L175 165V167H174V165L172 164V165H170L171 163H170V159H169V155H171V153H170ZM182 151L185 153H182ZM193 151V152H192ZM204 151V152H203ZM236 151V152H235ZM238 151V152H237ZM95 152V153H94ZM146 153H148V154H146ZM152 153L156 156V154H157V157H154V159H153V155H152ZM165 153V154H166ZM170 153V154H169ZM182 153V154H181ZM187 153V154H186ZM195 154V156H196V154H198L197 156H198V158H197V156L195 157L194 156V154ZM199 153H200V155H199ZM216 153V154H215ZM219 155H218V154ZM237 153H239V155L237 154ZM260 153V154H259ZM145 154V155H144ZM151 154V155H150ZM159 154V155H158ZM179 154H181V155H179ZM184 154V155H183ZM193 154V155H192ZM245 156V154H246V156L244 157L243 155ZM253 154V155H252ZM258 154V155H257ZM135 155V156H134ZM149 155V156H148ZM171 155V156H172ZM178 155V156H177ZM215 155H217V156H215ZM236 155V156H235ZM242 155V157H241V159H240V157L239 156H241ZM251 155V156H250ZM100 156H99V158H100ZM161 156V157H160ZM181 156V157H180ZM193 156V157H192ZM227 156V157H226ZM231 156H232V158H231ZM248 156V158H246ZM142 157H143V159H142ZM147 157H152V159H153V161L156 159V161H154V163L156 164H158V166L157 167H159V165L162 167H159V169L160 170H162V173H160L161 171L157 168V171L160 173V174H158V175H160V176H157V178L156 177H152L151 178V174H149L150 172H149V170L147 171V169H148V167H149V164L150 163H153V162H148V161H150L149 160V158H147ZM164 157V158H163ZM178 157H180L179 159H180V161L178 160H175V159H177ZM200 157V158H199ZM219 157H221L220 159H218ZM239 157V158H238ZM251 157V158H250ZM255 158V159H252V158ZM257 157V158H256ZM134 158V162H133V159ZM158 158H160V159H158ZM188 158H191V160L190 159H188ZM192 158H194L193 159V161H192ZM222 158H224V160L226 161L227 159V161L224 163V162H222ZM230 158V159H229ZM234 158H235V160H234ZM243 158V159H242ZM140 159L142 160V161H140ZM152 159H151V161H152ZM161 159H165V161H169V162H165L164 160H161ZM169 159V160H168ZM197 159V160H196ZM202 160V162H201V160ZM217 159V160H216ZM237 159H238V161H237ZM250 159V160H249ZM253 161H252V160ZM77 160H79V159H77ZM116 160H117V158H116ZM145 160H148L147 161V163H145L146 161ZM195 160V161H194ZM214 160H216V162H218V163H216V162H214ZM221 160V161H220ZM235 162H234V161ZM123 161V162H122ZM144 161V162H143ZM158 161H161V162H158ZM190 161H192V162H190ZM204 161V162H203ZM222 162V163H220V162ZM228 161L230 162V164H227L226 165V163H228ZM236 161H237V163H238V165H237V163H236ZM240 161V162H239ZM248 161H251V162H249L248 163ZM131 162V163H130ZM142 162V163H141ZM164 162H165V164H166V166H165V164H164ZM182 162H183V160H182ZM196 162V163H195ZM197 162H201V163H197ZM207 162V163H206ZM122 163H123V165H122ZM126 163V164H125ZM132 163H133V165H132ZM141 163V164H140ZM143 163H145V164H147L146 165V167H145V164H143ZM204 163V164H203ZM208 163H210L209 165H208ZM214 163V164H213ZM215 163H216V166H215ZM241 163V164H240ZM244 163V164H243ZM247 163V164H246ZM127 164H129V167H131L130 169H129V167H127L128 165ZM156 164V165H157ZM168 164V165H167ZM201 164V165H200ZM202 164L204 165V166H202ZM212 164V165H211ZM243 164V165H242ZM126 165V166H125ZM142 165V166H141ZM170 165V167L172 166L173 168H168V166ZM177 165V166H176ZM194 165H195V167H194ZM198 165H200L199 167H198ZM241 165V166H240ZM248 166V170H247V168H246V171H248L247 172V175H246V171H244L245 169V167L246 166ZM139 166V167H138ZM143 167V169L142 170H144V169H146V170H144V171H142L141 172V167ZM196 166H197V169H196ZM208 166V167H207ZM210 166V167H209ZM228 166L230 167V168H228ZM240 166V167H239ZM242 166H244V168H242ZM125 167H127V168H125ZM132 167H134V168H132ZM203 167V168H202ZM226 167H224V168H226ZM237 167V168H236ZM125 168V169H124ZM140 168V169H139ZM201 168V169H200ZM216 168V169H215ZM234 168V169H233ZM235 168H236V171L235 172H233L232 170H235ZM255 168L257 169V170H255ZM263 170H262V169ZM122 169H123V171H122ZM133 169V170H132ZM170 169V170H169ZM237 169H241L240 171L242 172H240V173H238V171H237ZM244 169V170H243ZM119 170H120V172H119ZM130 170V171H129ZM131 170H132V173H135L137 176H139L138 178H137V176L134 174H131ZM167 170H169V171H167ZM172 170V171H171ZM189 170V171H188ZM249 170L251 171V172H249ZM255 172H254V171ZM134 171V172H133ZM146 171V172H145ZM165 171V172H164ZM194 173H196V175L195 174H193V172ZM220 171V172H219ZM229 171H230V173H229ZM129 172V173H128ZM141 172V173H140ZM145 172V173H144ZM189 172V173H188ZM220 173V175H227V179L226 180H224V179H221L222 177L220 176V183L219 182H217V184H216V180L218 181V179H219V176L217 175V173ZM232 172V173H231ZM237 172V174H233V173H236ZM260 174H259V173ZM143 173V174H142ZM148 175H147V174ZM181 173V174H180ZM200 173V174H199ZM202 173V174H201ZM218 173V174H219ZM249 173V174H248ZM252 173V176L250 175ZM253 173H254V175H253ZM255 173H256V176H255ZM258 173V174H257ZM122 174V175H121ZM129 174V175H128ZM131 174V175H130ZM144 175L145 176V174H146V176L144 177L143 176V178H145V179H141L142 177V175ZM165 174V175H164ZM205 174V175H204ZM239 174H240V176H239ZM124 175V176H123ZM126 175H128L129 177H132L133 176V178H126V177H128V176H126ZM183 175V176H182ZM204 175V176H203ZM233 175V176H232ZM241 175H242V177L244 176V175H246V177L247 178H249L248 180H247V178L244 176L242 179L243 180H245V178H246V180L245 181H243L242 179V181H240V178H241ZM134 176H135V178H134ZM215 176V178H213ZM239 176V177H238ZM253 176H255V177H257V181L258 182H256V180H255V177H253ZM125 178V180H124V178ZM183 177V178H182ZM218 177V178H217ZM251 177H253V178H251ZM148 178H150L149 180L151 181L150 183H149V180H147ZM182 178V179H181ZM228 178H230L229 180H228ZM232 178V179H231ZM239 178V179H238ZM263 179V181H262V179ZM132 179H134V181L132 180ZM177 179V178H176ZM177 179V181H179ZM213 179H215V181L213 180ZM251 179V180H250ZM258 179H260V180H258ZM186 180H188V181H186ZM228 180V181H227ZM240 181V182H235V181ZM255 180V181H254ZM144 181H146L147 183H149V185H144V184H146ZM227 181V182H226ZM246 181H251V184L250 183H248L247 184V188H246ZM262 181V182H261ZM142 182H143V184H142ZM181 183H182V181H180ZM187 182V183H186ZM245 182V183H244ZM255 182H256V184H259L258 186L255 184ZM191 183V184H192ZM235 183H237V185L238 184H240V185H238V187H236L237 185H235ZM244 183V184H243ZM254 185H253V184ZM158 184V185H157ZM199 186H198V185ZM223 184L221 185L222 187H223ZM233 184V185H232ZM261 184V185H260ZM153 185V186H152ZM195 185V186H194ZM216 185V186H215ZM218 185V186H217ZM230 185H232V187H230ZM248 185H250L249 187H248ZM216 188H215V187ZM234 186V187H233ZM240 186V187H239ZM242 186H243V189H240V191H238L239 190V188H242ZM261 187L260 189L259 188H257V187ZM263 186V187H262ZM158 187V188H157ZM235 187H236V189H235ZM252 187V188H251ZM254 187H256V188H254ZM154 188H152V189H154ZM234 188V189H233ZM238 188V189H237ZM244 188H246V189H244ZM250 188L252 189V190H250ZM263 188V189H262ZM197 189V191H199ZM249 189V190H248ZM256 189H259V191H261V192H258L257 191V193L256 192H254V191H256ZM244 190H245V192H244ZM254 190V191H253ZM242 191V192H241ZM251 191V192H250ZM252 191H253V194H252ZM193 192V190L191 191V193ZM239 192V193H238ZM240 192H241V195H240ZM248 192H250L251 194H248ZM254 193L255 194H258V193H260V194H258L257 196L256 195H254ZM239 194V195H238ZM247 194V195H246ZM234 195H235V197H234ZM237 195H238V197H237ZM245 195V196H244ZM250 195V197L251 198H249V197H247V196H249ZM260 195V196H259ZM231 197V200H230V197ZM242 196V197H241ZM243 196H244V198H243ZM252 196H254L253 198H252ZM256 196V197H255ZM262 196V197H261ZM154 197V196H153ZM152 197V198H153ZM249 198V199H247V198ZM259 197H261L260 199H258ZM242 198V199H241ZM257 199L258 201H255V199ZM225 199H228V201H232L231 203L230 202H228L227 200H225ZM236 199V200H235ZM245 199V200H244ZM261 199H262V201H261ZM239 200H241V201H239ZM247 200L249 201H251L250 202V204H249V202H247ZM226 201V202H225ZM233 201H235V202H233ZM247 203H246V202ZM263 202V203H260V204H258L259 202ZM223 202V203H222ZM244 203V205H243V203ZM253 202V203H252ZM254 202H256V204L257 205H255V203ZM230 203V204H229ZM233 203V204H232ZM252 203V204H251ZM226 204V205H225ZM229 204V205H228ZM232 204V205H231ZM247 204V205H246ZM216 205V206H215ZM226 207H225V206ZM227 205H228V207H227ZM255 205V206H254ZM263 205V206H262ZM242 206H245V207H242ZM250 206V207H249ZM255 208H254V207ZM258 206V208H256ZM260 206V207H259ZM262 206V207H261ZM233 207V208H232ZM246 207L248 208L249 207V210L248 209H246ZM200 208V209H199ZM199 208H197L196 209V211L198 212V214L199 215H201V211L200 210H202V208L201 207H199ZM226 208V210L227 211H224V209ZM228 208V209H227ZM231 208V209H230ZM235 208V209H234ZM239 208V209H238ZM251 208V209H250ZM237 209H238V211H237ZM252 209H256L258 212L259 211H261L260 213H262V214H260V213H258L257 211H254V210H252ZM233 210V211H232ZM239 210H240V212H239ZM230 211H232V214L233 215H231L230 213ZM237 213H236V212ZM251 211H253V213L254 212H256V213H258V215H259V217H258V215H256V217H255V215L253 214V213H251ZM227 212H230L229 214L227 213ZM247 212V213H246ZM213 213V214H212ZM226 213H227V215H226ZM236 213V214H235ZM240 213V214H239ZM243 213H244V216H242L243 215ZM246 213V214H245ZM206 214V215H205ZM211 214V215H210ZM239 214V215H238ZM248 214L250 215L251 214V216L253 215L254 217V219L253 218H251V216H248ZM224 215H226V216H224ZM229 215V216H228ZM235 217V218H233L232 219V217ZM249 218H248V217ZM227 217V218H226ZM230 217V218H229ZM244 217V218H243ZM262 217V218H261ZM248 218V219H247ZM258 218H260L261 220H258ZM230 219H231V221L232 220H234L235 219V221H233V222H231L230 221ZM241 219H243L242 221H241ZM245 219V220H244ZM246 219L248 220L247 222H246ZM251 221H250V220ZM213 220H215L216 221V223H214L213 222ZM254 220V221H253ZM207 221V222H206ZM210 221H212V222H210ZM228 221V222H227ZM253 221V222H252ZM260 221H261V223H260ZM263 221V222H262ZM251 222V223H250ZM255 222V223H254ZM258 222H259V224L260 225H262V231H261V233L259 232L260 231V229H261V226L258 224ZM226 223V224H225ZM245 223H247V224H245ZM250 223V224H249ZM256 223H257V225H256ZM242 224H245L244 226L242 225ZM252 224V225H251ZM216 225V226H215ZM219 225V226H220ZM230 224L229 225H226V227H233L234 225H232L231 226ZM253 226V228H251V227H249L250 229H248V226ZM222 227H219V228H222ZM225 226L223 227V228H226ZM259 227V228H258ZM255 228V229H254ZM238 229H240L239 231H238ZM247 231H246V230ZM257 229V230H256ZM252 230H254V231H252ZM246 231V232H245ZM255 231H257L256 232V234L254 233ZM261 234V236H263V237H258V235L260 236V234ZM244 233H246L245 235H244ZM258 234V235H257ZM218 235V234H217ZM216 235V238H215V235H213L214 237L212 238V237H210L209 238V240H211V239H213V240H211V241H214L215 240V242L216 243H220L221 241H226L224 238L222 239L220 236H217ZM231 236L232 235H230V237H228L229 239L231 238ZM215 238V239H214ZM222 239L221 241L219 240V239ZM245 238H246V236H245ZM261 239V240H260ZM263 240V241H262ZM223 241V243L222 244H224V243H226V242H224ZM241 242V241H240ZM239 242V243H240ZM220 243V244H221ZM262 245V247H264V245L263 244H261ZM264 249V248H263ZM259 251H260V249H259ZM254 255V254H253Z\"/></svg>", "mask_w": 264, "mask_h": 264}, {"label": "water", "instance_id": "3", "mask_svg": "<svg viewBox=\"0 0 264 264\" xmlns=\"http://www.w3.org/2000/svg\"><path fill=\"white\" fill-rule=\"evenodd\" d=\"M6 28L8 27V26H5Z\"/></svg>", "mask_w": 264, "mask_h": 264}]
</instances>
